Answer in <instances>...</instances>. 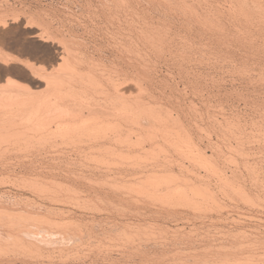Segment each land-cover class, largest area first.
<instances>
[{
    "label": "rangeland",
    "instance_id": "374dc122",
    "mask_svg": "<svg viewBox=\"0 0 264 264\" xmlns=\"http://www.w3.org/2000/svg\"><path fill=\"white\" fill-rule=\"evenodd\" d=\"M4 1H6V0H3V1H1L0 0V5L2 6V8H1V6H0V12L1 13H5L6 12V17H7V15H8V17H7V19H8V24H10V25H7L8 26V28H7V26L6 27H3V26H1L0 27V50L2 49H4V51H8V52H11V53H14V54H17V55H19V56H21L22 57V59L23 58H25L24 60H30L31 62H34L35 64L37 63L40 67H41V65H45V67L46 68H48L49 69V71H48V69H47V71L50 73V75L53 73L54 74V76L52 77V78H49L50 79V82L52 83V81L54 80V81H56V83H58L57 85H61V87H58V89H56L57 87H51V86H57V85H55V84H49L50 82H48V80L46 79V80H44L43 82L42 81H35V79H34V81L33 80H31L30 78L31 77H29L30 75H31V72H30V70L28 69V68H26V65H25V63H14V65L15 66H17V67H19V71L18 70H11V69H9L8 67H9V65L7 66H4L5 64H4V62H2V61H0V92H2V93H0V96L2 97L4 94V96H6L7 94H8V92H6V91H8V90H6V89H9L10 91L9 92H11V90L12 89H10L9 87H10V85H11V88H14V89H17L18 88V86H19V88L18 89H20V90H27V93H29L28 91H30V93H33L32 94V96H30V93L28 94V95H25L26 94V91H25V93H24V91L23 92H21V94H20V91H18V93L19 94H17V92H15V91H13V93H14V95L15 96H17L16 98H14V99H17V100H14L16 103H17V101H18V103H20V104H16V103H14L13 102V100L11 101V102H7V104H11V103H13V104H11V105H9V106H7V105H5L6 107H7V110H9L8 108L9 107H12V108H10V110H12L13 112H10L9 111V113H8V111H6L5 109H6V107L5 108H0L1 109V111H3V112H1L0 111V118H4V117H1V115L3 114V113H5V114H3L4 116L6 115V113H8L7 115H6V117L8 118V120H10V122L13 124V122H14V124H22L21 123V119H20V117L22 118V121L24 120L23 119V116L24 117H26L27 119H34L35 117L36 118H39V116H40V114H41V112H42V110H40V111H38L39 110V108H40V106H39V108H38V106H35V107H30V106H27L28 104H29V102L31 101V100H36V99H43V100H47L48 101V99H51V97H52V99L51 100H49V102H52L53 100V103L55 102V104L54 105H56L58 108H62V110L66 107L65 106V104H67L68 103V98H69V96H68V90L67 89H69L68 87H69V85L70 84H68L69 82H68V78H67V76H62V75H65V71H62V70H65V68H66V63L64 62L65 60H63L62 61V59L60 60H57L56 58H53V60L52 59H49V60H47V61H45L46 59H44L43 58V52L40 50V47H39V45H40V41L37 39V37H33L32 35H31V33H30V31L31 32H33V31H41L42 30V28L40 29V27H34V28H29V27H26V26H24L23 27V25H25V20L26 19H24V17L26 18V16H28L30 13H34V12H36L37 14L39 13L40 15L42 14V13H44V12H46L45 10H47V12L51 15H49V19H50V21H52V22H56V21H54V20H56V18L54 19V17H52V16H54V15H56L55 13H57V10H59V9H68L70 6V8L73 10V11H75L76 12V14L77 13H80L81 12V9H80V2H81V0H74V2L72 1V0H7L8 2V4L10 5L11 4V7L7 4L6 5V2H4ZM20 1V2H19ZM30 1V2H29ZM83 1H85V0H83ZM1 2H2V4H1ZM15 2V3H14ZM25 2V3H24ZM46 2H47V4H46ZM63 2H64V4H63ZM14 3V4H13ZM73 3V4H72ZM79 3V4H78ZM26 4V5H25ZM66 4V5H65ZM75 4H77V5H75ZM6 5V6H5ZM13 5V6H12ZM44 7H43V6ZM63 5V6H62ZM70 5V6H69ZM21 6V7H20ZM42 6V7H41ZM62 6V7H61ZM4 7V8H3ZM8 8L7 10H8V12H7V10L5 9V8ZM14 7V8H13ZM27 9H26V8ZM45 7H47V8H45ZM49 7V8H48ZM51 7H53V8H56V9H54L53 10V8H51ZM10 8H12L11 10H10ZM15 8H17V11L19 10V13L21 14V18L18 20V21H14L13 20V16H14V9ZM22 8H24V10L22 9ZM3 9V10H2ZM5 9V10H4ZM40 9H42V10H40ZM77 9V10H76ZM3 11V12H2ZM15 11H16V9H15ZM51 11V12H50ZM53 12H55V13H53ZM28 14V15H27ZM5 15V14H4ZM22 15H26V16H22ZM12 16V17H11ZM13 21H12V20ZM28 19V18H27ZM48 19V20H49ZM11 21V22H10ZM18 22V23H17ZM21 22V23H20ZM17 24H18V26H17ZM14 25V26H13ZM56 25V24H55ZM14 27V28H13ZM15 27H17V28H15ZM20 28V29H19ZM23 28V29H22ZM28 28V29H27ZM39 28V29H38ZM2 29V30H1ZM12 29V30H11ZM27 29V30H26ZM52 29H54V28H52ZM50 30L51 31V33L53 34V32H55L54 33V42L56 43V45H60L62 42H61V40H62V36H60L58 33H57V31L56 30ZM3 30H5V31H3ZM26 30V31H25ZM2 31V32H1ZM10 33H9V32ZM16 31V32H15ZM28 31H29V33H28ZM53 31V32H52ZM177 31V30H176ZM175 31V29L172 31L173 33H171L170 32V36H174L173 34L175 33V34H177L178 32H176ZM180 32V31H179ZM7 33V34H6ZM10 35H9V34ZM11 33H13V34H11ZM21 33V34H20ZM41 33V35L43 34L42 32H40ZM58 34V36H60L61 37V40H60V42L61 43H59L58 44V42H59V40H58V38H55V36L57 37V34ZM1 35H5L4 37L3 36H1ZM24 35V36H23ZM40 35V36H41ZM181 35V34H180ZM178 36V37H177ZM59 37V38H60ZM180 36H179V34L178 35H176L175 36V40H173L175 43H173V41H172V43H170L171 44V46H169V47H167L168 49H170L171 47H173L174 46V48H172V49H170V52H172V51H175L176 50V48H178L179 47V49H181V45H182V43H180V38H179ZM2 38H4V39H2ZM9 38V39H8ZM264 38V37H263ZM15 39V40H14ZM33 39V40H32ZM35 39H36V41H35ZM57 39V41H55ZM176 39H178V40H176ZM26 40V41H25ZM30 40L31 41H35V43L37 44V48H39V49H36V52H25V48L24 47H26L29 43L28 42H30ZM37 40H38V42H37ZM19 43V44H18ZM177 43V44H176ZM20 44H24V45H20ZM27 44V45H26ZM178 44H181V45H179L178 46ZM2 46H3V48H2ZM22 46H24V47H22ZM61 46H62V44H61ZM175 46H176V48H175ZM19 47V48H18ZM107 48H109V46H107L106 45V47L104 48V53L106 52V57H105V59H104V62H105V64H109V62H110V51L108 52V50H107ZM24 50L23 52L22 51H19V50ZM167 49V50H168ZM110 50V49H109ZM22 52V53H21ZM167 52V55H165V57H167V58H170L169 56H170V52L169 51H166ZM169 52V53H168ZM40 53V54H39ZM41 53H42V55H41ZM177 53V52H176ZM175 53V54H176ZM36 54H38V55H36ZM264 54V53H263ZM27 55V56H26ZM34 56V57H33ZM41 56H42V59H40L41 58ZM109 56V57H108ZM20 57V58H21ZM156 57H158V56H156ZM262 57H264V55L262 56ZM56 59V60H55ZM154 59H156L157 60V58H154ZM153 59V60H154ZM42 60H43V62H42ZM109 60V61H108ZM164 60V59H163ZM162 59H158L157 60V64H156V61L154 60L153 62V64H155V65H159L158 67L159 68H157V69H159L160 70V73L162 74V75H160L159 74V80H161L162 78V80L160 81V82H163V80L166 78V77H168V78H166L164 81H167L168 80V83L169 84H173V82L176 84V85H174L173 84V87L175 88H170V87H167V88H162V89H165L164 91L167 93V96H170L171 95V93H172V95H173V93H174V95H179V97L181 96V100H182V103H183V105H184V107H183V109H184V111L185 112H182V119L181 120H183L182 122H183V124L185 123V125H186V127L188 126V128H186L191 134H192V136L194 137L193 138V144H191L190 143V145H189V142H190V140L191 139H187V140H189L188 142H187V140L186 139H184V140H178V141H175V140H173V141H170V142H167V143H169V145L170 146H168V147H170V148H165V147H167V145L168 144H165L166 142H164V141H161L160 142V147L164 150V148H165V150H169L168 152L170 153H167L165 150V153L167 154V156L166 155H164V153L163 152H161L159 149H157L158 148V146H155V147H153L152 145L150 146V144H145V146H144V148L142 149V147H141V145H139L138 144V142H136V136L135 135H132L133 136V139H132V142H125V140H123V141H120V140H118L117 142H111L110 144L112 145V147H117V148H120V149H122L120 152L122 153V154H119V155H115V156H113V157H107V156H102V158H101V156H97V155H93V156H89V151H90V154L92 153V151H94V149L93 148H90L89 146H88V144H89V142H88V140H87V137L85 136V134L83 133V132H81L82 133V136L80 135L81 133L79 132V130H72V131H75V132H72L71 130H70V132L65 128V127H68V126H64L65 124H67V123H61L63 120L61 119L59 122H58V124L57 125H54V128H53V130H56L57 128V130L56 131H47V132H49V133H47L46 131H44L43 132V130L41 129V126H39L38 127V124H36V123H34V124H26V126H25V124H22L21 126L20 125H16V126H8V127H10V132H9V130H3V128L1 127L0 129V135L3 137H0V160H1V162H0V164H3V166L2 165H0V208H2L3 206L2 205H4V207H3V210L2 209H0V211L2 212H0V223H2V224H0V227H8V226H10V225H12V224H10V225H7V224H9L10 222H12V221H8V220H13V223H14V220H17L18 219V221H20V222H18V221H15V225L14 226H16L15 228L16 229H14L13 230V232L12 233H16V231L18 230L17 228V226H19V225H21V226H23V227H21V226H19V227H21L20 228V231L18 230V233L17 234H14V236H13V234L11 235V236H9V234H3V236H1L0 237V241H2V242H0V248L1 249H3V250H1L0 249V255H2V256H0L1 258H2V261H1V258H0V264H4V263H6V264H10V262L9 261H11V264H38L39 262V264H52L53 262V264H141L140 263V258H141V256H142V258H143V260H145V261H143V260H141V261H143L142 263L143 264H147V263H151V264H153V260H155L156 261V258L157 257H159V258H157V261L158 262H160V261H163V262H166V264H169V262H170V264H177L179 261H180V264H181V262H182V264L184 263V264H192L193 263V260H194V263L193 264H206V262H207V260H208V262H207V264H214V262H215V264L217 263V264H219V263H221V264H232L233 263V261H240V260H242L243 261V263L244 264H249V261H253L252 260V256H253V258L255 259V256H254V254H257V255H260V253L261 254H263V252H264V172H263V170H264V112H262V111H264V59L263 58H261L259 61H255V60H251V64L249 63V66H250V69L252 70L251 72L253 73V75H254V77H253V80H250V81H248L247 79L246 80H244V79H238V78H236V80H235V78H232V79H234V80H232V79H228V78H225L226 80H225V82L223 81L224 79H222V81H221V79L220 80H218V81H216V82H214V83H212V82H209L208 83V85L207 86H205L206 84H204V88L205 87H207L208 88V86L210 87V88H213L214 89V91H215V93L213 94V93H211V94H208V93H206V92H204V93H202V94H199V96L197 95V94H194V92L191 90V89H189V88H187L186 86H184V83H182V79H181V82H180V76H178L177 74H178V67L177 66H179V65H176L175 64V66H173L174 64H171V66H169V65H167V64H162L161 62H164ZM262 60V61H261ZM29 61V62H30ZM53 61V62H52ZM172 60H169V63L171 62ZM252 61H254V62H252ZM261 61V63H259ZM46 64H45V63ZM52 62V63H51ZM108 62V63H107ZM159 62V63H158ZM33 63V64H34ZM49 65H48V64ZM253 63V64H252ZM256 63V64H255ZM34 64V65H35ZM35 65L36 67L38 66V65ZM34 66V67H35ZM39 66L37 67V68H39ZM49 66V67H48ZM64 66V67H63ZM156 66V67H157ZM163 66V67H162ZM255 66V67H254ZM8 69H7V68ZM35 67V68H36ZM174 67H176V68H174ZM6 68V69H5ZM169 70H168V69ZM254 68V69H253ZM256 68V69H255ZM27 69V70H26ZM166 69H167V71H171L172 69H175V70H172L171 72H173L174 73V75L176 76H173V73H169V72H167L166 71ZM7 70V71H6ZM20 70H23L22 72L20 71ZM162 70V71H161ZM253 70H255V71H253ZM260 70V71H259ZM29 71V72H28ZM166 71V72H165ZM8 72H9V74H8ZM64 74H63V73ZM177 72V73H176ZM56 73H57V75H56ZM62 73V74H61ZM164 73V74H163ZM52 74V75H53ZM170 74V75H169ZM259 74V75H258ZM22 75V76H21ZM165 78H164V77ZM260 76V77H259ZM263 76V77H262ZM56 77V78H55ZM160 77H161V79H160ZM172 77V78H171ZM8 78V79H7ZM62 78H64V79H62ZM65 78H67V79H65ZM230 78V77H229ZM261 79V80H260ZM52 80V81H51ZM65 80V81H64ZM67 80V81H66ZM243 82H242V81ZM10 81V82H9ZM13 81V82H12ZM64 81V82H63ZM180 82V84L178 85V83H176V82ZM234 81V82H233ZM239 81V82H238ZM245 81H247V82H245ZM259 81H261V82H259ZM9 82V83H8ZM16 82V83H15ZM22 82V83H21ZM25 82V83H24ZM31 82V83H30ZM61 82H62V84H61ZM17 83H19V84H17ZM21 83V84H20ZM33 83V84H32ZM48 83V84H47ZM165 83V82H164ZM215 83H217V84H215ZM15 84V85H14ZM17 84V85H16ZM32 84V85H31ZM43 84V85H42ZM64 84V86H62ZM68 84V85H67ZM220 84V85H219ZM261 84V85H260ZM7 87H6V86ZM9 85V86H8ZM26 85H27V87H26ZM29 85V86H28ZM49 87V85H51L50 86V90H49V88L47 87V86ZM66 85H67V88H66ZM213 85H215V86H213ZM219 85V86H218ZM13 86V87H12ZM20 86H21V88H20ZM23 86V87H22ZM177 86H179V89L181 90V92L179 93V89H176L177 88ZM184 86V87H183ZM212 86V87H211ZM4 87V88H3ZM29 87H31V88H29ZM63 87V88H62ZM185 87L187 88V89H185ZM216 87H218V88H216ZM220 87V88H219ZM23 88V89H22ZM26 88V89H25ZM30 90H29V89ZM35 88V89H34ZM171 89V93L168 95V93H169V91H170V89ZM55 90V92H54V90ZM63 89H64V91H63ZM167 89V90H166ZM173 89L174 90H176V91H173ZM183 89H185L184 91H183ZM239 89V90H238ZM6 90V91H5ZM32 90V91H31ZM53 92H52V91ZM60 90H62V91H60ZM66 90V91H65ZM178 90V91H177ZM189 90V91H188ZM190 90L192 91V92H190ZM4 91V92H3ZM17 91V90H16ZM51 91V92H50ZM59 91V92H58ZM219 91V92H218ZM36 92H37V94H36ZM46 92H48V93H46ZM61 92V93H60ZM63 92H65V93H63ZM67 92V93H66ZM176 92V93H175ZM225 92V93H224ZM240 92V93H239ZM23 93V94H22ZM40 95H39V94ZM61 94V97H59L60 95L59 94ZM165 93V94H166ZM179 93V94H178ZM206 93V94H205ZM3 94V95H2ZM11 94L12 93H9L8 94V96L10 95L11 96ZM17 94V95H16ZM44 94H46V95H44ZM58 94V95H57ZM62 94H63V96L66 98H64L63 99V96H62ZM66 94H67V96H66ZM182 94V95H181ZM187 94V95H186ZM13 95V94H12ZM13 95V97H15ZM20 95H21V97H20ZM43 95V96H42ZM47 95H48V97H47ZM49 95H51V96H49ZM57 95V96H56ZM189 95V96H188ZM195 95H197L196 97H195ZM207 95H208V97H207ZM209 95H211V96H209ZM218 97H217V96ZM229 95V96H228ZM183 96H185V97H183ZM200 96H201V98H200ZM22 97H24V98H22ZM34 97V98H33ZM37 97H40V98H37ZM42 97V98H41ZM54 97H56V99L54 98ZM191 97V98H190ZM199 97V98H198ZM203 97H204V99H203ZM212 97V98H211ZM221 97V98H220ZM251 97H253V98H251ZM30 99V100H28V99ZM36 98V99H35ZM45 98V99H44ZM54 98V99H53ZM185 100H184V99ZM189 99V100H188ZM200 99V100H199ZM211 99V100H210ZM23 100V101H22ZM57 100V101H56ZM67 100V101H66ZM64 101V102H63ZM185 103H184V102ZM190 101H192L191 102V104H193V105H191L190 104ZM210 101V102H209ZM26 102V104H24ZM57 102V103H56ZM61 102V103H60ZM203 102V103H202ZM217 102V103H216ZM224 102V103H223ZM28 103V104H27ZM52 103V104H53ZM63 103V104H62ZM65 103V104H64ZM196 103V104H195ZM201 103V104H200ZM206 105H205V104ZM216 103V104H215ZM220 103V104H219ZM231 103V104H230ZM247 103V104H246ZM15 104L17 105V107H15ZM24 104V105H23ZM185 104H188V105H185ZM211 106H210V105ZM219 104V105H218ZM18 105H19V107H18ZM25 105H26V107H25ZM63 105V106H62ZM198 105V106H197ZM24 106V107H23ZM187 106H189L187 109L189 110H187L186 109V107ZM193 106V108H190V107H192ZM21 107L22 108H24L23 110L21 109ZM51 107H53L52 105H51ZM195 107V108H194ZM200 107V108H199ZM208 107V108H207ZM215 107V108H214ZM221 107V108H220ZM229 107V108H228ZM17 108V109H16ZM32 108V109H31ZM35 110H34V109ZM156 108V107H155ZM157 108H159V107H157ZM190 108V109H189ZM197 108V109H196ZM207 108V109H206ZM211 110H210V109ZM218 108V109H217ZM4 109V110H3ZM16 109V110H15ZM22 111H21V110ZM29 110L30 109V111H28V113H27V111H26V113L24 112L25 110ZM41 109V108H40ZM60 109H58V110H60ZM191 109H192V111L194 112V113H196V115L193 113V112H191ZM210 111H209V110ZM236 109H238V110H236ZM258 109V110H257ZM19 110L22 112V114H20V112H19ZM31 110L34 112H31ZM160 109H157V112L159 111ZM194 110H200V112L199 111H194ZM36 111H37V113H36ZM188 111V112H187ZM252 111V112H251ZM256 111V112H255ZM18 114H17V113ZM31 114H30V113ZM187 112V113H186ZM190 112V113H189ZM199 112V113H198ZM204 112V113H203ZM10 113L12 114V115H10ZM17 115H16V114ZM24 113V114H23ZM186 113V114H185ZM189 113V114H188ZM203 113V114H202ZM211 113V114H210ZM218 113V114H217ZM16 116H15V115ZM30 114V115H29ZM193 114H194V116H193ZM199 114V115H198ZM241 114V115H240ZM2 115V116H3ZM14 115V116H13ZM18 115H19V118L17 119V117H18ZM23 115V116H22ZM26 115V116H25ZM37 115V116H36ZM184 115H188V116H184ZM197 115H198V117H197ZM202 115V116H201ZM208 115H211V116H208ZM8 116H12V117H8ZM31 116V117H30ZM33 116V117H32ZM186 117V118H184V117ZM195 120V122H197V124H198V122L200 123L199 125H197L196 123H194L193 122V119L191 118V117ZM196 116V117H195ZM201 116V117H200ZM205 116V117H204ZM207 116H208V118H207ZM5 117V119H7ZM29 117V118H28ZM200 117V118H199ZM212 117H214V118H212ZM245 117V118H244ZM10 118V119H9ZM14 120L15 118V121L17 122H15V121H13L12 119ZM184 118V119H183ZM188 118V119H187ZM203 118V119H202ZM261 118V119H260ZM263 118V119H262ZM19 119H20V123L18 122L19 121ZM191 119V120H190ZM201 119V120H200ZM205 119V120H204ZM213 119H215V120H213ZM257 119V120H256ZM204 120V121H203ZM248 120V121H247ZM185 121V122H184ZM208 121H210V122H208ZM216 121H218V122H216ZM222 121V122H221ZM255 121V122H254ZM24 122V121H23ZM190 122H192V123H190ZM254 122V123H253ZM263 122V123H262ZM195 124L196 125V127H195V125L193 126L194 128H191L192 127V125H189V124ZM213 125H212V124ZM220 123V124H219ZM259 123H260V125H259ZM13 124V125H14ZM63 126H61V125ZM201 124H202V127H201ZM208 124V125H207ZM209 124H211V125H209ZM219 124V125H218ZM227 124V125H226ZM2 124H0V126H1ZM8 125V124H7ZM2 126H5V125H2ZM21 129H18V127ZM32 126H34V128L32 127ZM38 128H37V127ZM55 126L57 127V128H55ZM60 126V127H59ZM191 126V127H190ZM215 126V127H214ZM245 126V127H244ZM12 127H16L15 128V130H16V132H15V130L12 128ZM26 127V128H25ZM32 127V128H31ZM35 127H36V129H35ZM62 127V129H60ZM189 127L191 128V129H189ZM212 129H211V128ZM214 127V128H213ZM220 127V128H219ZM29 130H31V129H33V131L31 130V131H29ZM67 131H64V129ZM200 128H202L203 130H201ZM253 128V129H252ZM259 128V129H258ZM22 129H24V130H22ZM26 129V130H25ZM41 129V130H40ZM197 129H198V131H197ZM200 129V130H199ZM210 129V130H209ZM222 129V130H221ZM38 131V132H36V131ZM59 130V131H58ZM205 130V131H204ZM2 131V132H1ZM12 131L14 132V133H12ZM19 131V132H18ZM20 131H21V134L20 135H18L19 133H20ZM22 131H25V132H22ZM36 133H35V132ZM40 131V132H39ZM41 131H42V133H41ZM63 131V132H62ZM200 131H202V132H200ZM208 131H209V133H208ZM220 131V132H219ZM251 131V132H250ZM18 132V133H17ZM31 132V133H30ZM33 132V133H32ZM56 132V133H55ZM63 133V135L62 136H64V137H61L60 135ZM200 132V133H199ZM212 132H214V133H212ZM222 132V133H221ZM224 132V133H223ZM249 132V133H248ZM261 132V133H260ZM27 133H29V134H31V135H29V134H27ZM41 135H40V134ZM51 133L52 134H55L54 136H52L51 135ZM60 133V134H59ZM68 133L69 134H71V135H69L68 136ZM73 133V134H72ZM197 133V134H196ZM241 133V134H240ZM252 133H253V135H252ZM6 134H10V135H6ZM14 134V135H13ZM17 134V135H16ZM24 134H25V138H24ZM37 134V135H36ZM48 134H50V135H48ZM58 134V135H57ZM75 134V135H74ZM78 134V135H77ZM217 134V135H216ZM221 134V135H220ZM5 135V136H4ZM16 135V136H15ZM21 135H22V137H21ZM28 135V136H27ZM34 135V136H33ZM42 135H44V137L46 136V137H48V138H46L48 141H49V145H48V141L45 139V138H43V136ZM67 135V136H66ZM74 137H73V136ZM220 135V136H219ZM248 135H249V137H248ZM29 136H33L34 138H32V137H29ZM36 136V137H35ZM39 136V137H38ZM49 136H51L50 138H49ZM59 136V137H58ZM70 136H72V138L70 137ZM84 136V137H83ZM201 138H200V137ZM225 136V137H224ZM5 137L7 138L8 137V139L9 140H7V139H5ZM12 137H14L13 139H12ZM20 137V138H19ZM28 137V138H27ZM40 137H42V138H40ZM66 137V138H65ZM69 137V138H68ZM76 137V138H75ZM82 137V138H81ZM198 137V138H197ZM16 138H18V140H16ZM36 138H40L39 140L38 139H36ZM63 138V139H62ZM85 138V139H84ZM4 141H3V140ZM10 139H12L11 141H10ZM24 139V141H21V140H23ZM29 139V140H28ZM32 139V140H31ZM42 139V140H41ZM45 139V140H44ZM73 139H75V141H73ZM79 139L82 141V139H83V141L81 142V141H79ZM207 139H208V141H207ZM25 140H27V141H25ZM85 140V141H84ZM223 140V141H222ZM17 143V142H20V143H17V144H14L15 142ZM37 141V142H36ZM42 141H44L43 143H42ZM70 141V142H69ZM110 141V140H109ZM109 141H106V143H108ZM174 141L177 143V145H179V146H182L183 148H184V150H183V148H179V146H178V148L179 149H177V145H176V143H174ZM183 141V142H182ZM192 141V140H191ZM212 141V142H211ZM9 142V143H8ZM12 142H14V143H12ZM21 142L23 143V144H21ZM27 142V143H26ZM47 142V143H46ZM59 142V143H58ZM73 142V143H72ZM77 142V143H76ZM83 142H85V143H83ZM135 142V143H134ZM164 142V143H163ZM173 144H172V143ZM182 143V145H181V143ZM186 142V143H185ZM206 142V143H205ZM210 142V143H209ZM214 142H216V143H214ZM2 143V144H1ZM34 143V144H33ZM41 143V144H40ZM46 143V144H45ZM52 143V144H51ZM75 143V144H74ZM78 143H81V144H79L78 145ZM132 144V145H130V144ZM180 143V144H179ZM197 143V144H196ZM11 144H14V145H11ZM60 144V145H59ZM66 144V145H65ZM72 146H74V147H72ZM87 144V145H86ZM128 144V145H127ZM138 144V145H137ZM187 144V145H186ZM200 144V145H199ZM207 144V145H206ZM213 144V145H212ZM221 144V145H220ZM5 145V146H4ZM11 145V146H10ZM20 145V146H19ZM34 145V146H33ZM37 145H39V146H37ZM46 145V146H45ZM56 145H58V146H56ZM68 145V146H67ZM81 145V146H80ZM84 145H86L85 146V148H84ZM90 145V144H89ZM149 145V146H148ZM166 145V146H165ZM173 145H175V146H173ZM192 145V146H191ZM193 145H196V147H200L199 149H200V152H201V154H200V152H197L198 150H195L194 149V151H193V149H191V148H193ZM218 145V146H217ZM63 146V147H62ZM65 146V147H64ZM75 146H77V147H75ZM78 146H79V148H78ZM87 146L90 148H87ZM140 146V147H139ZM164 148H163V147ZM190 146V147H189ZM205 146V147H204ZM211 146H213V147H211ZM37 147V148H36ZM47 147V148H46ZM57 147V148H56ZM61 147V148H60ZM71 147H72V149H71ZM83 147V148H82ZM138 147H139V149H138ZM175 147V149H173V148ZM6 148V149H5ZM15 148V149H14ZM53 148V150H51ZM70 148V149H69ZM75 148V149H74ZM77 148V149H76ZM87 148V149H86ZM135 148V149H134ZM147 149V150H144V149ZM149 148V149H148ZM260 148V149H259ZM7 149H9V150H7ZM23 149V150H22ZM37 149V150H36ZM60 149H62V150H60ZM83 149V150H82ZM88 151H86V150ZM129 150V152H127V151H125V150ZM133 149V150H132ZM144 150V152H142V154H141V152H140V150ZM220 149V150H219ZM60 150V151H59ZM64 150V151H63ZM67 150V151H66ZM70 150V151H69ZM71 150H72V152H71ZM78 150H80L79 152H78ZM134 150L135 151H137V152H134ZM192 151V153L193 152H196V153H199V154H197V156H194L193 157V155L191 156V157H189V158H187L188 156H185L187 153V151ZM207 150V151H206ZM257 150V151H256ZM5 151H7V152H5ZM45 151H46V153H45ZM61 152V153H66V152H68L67 154H69V152H71L70 154H69V157L68 156H66V159H65V156H61L60 158H62L61 160H59L60 158L58 157V156H56L57 154H59V153H57V152ZM75 151H77V152H75ZM131 151V152H130ZM133 151V152H132ZM176 151V152H175ZM181 151H186L185 153H184V156H183V152H181ZM189 151V152H190ZM217 151V152H216ZM13 152V153H12ZM15 152V153H14ZM25 152V153H24ZM28 152H30V153H28ZM43 152V153H42ZM47 152H48V154H47ZM54 152H56L57 154H55ZM83 153V154H81V153ZM86 152V153H85ZM140 152V153H139ZM171 152H172V154H171ZM175 152V153H174ZM177 152H181V153H177ZM189 152H188V154H189ZM219 152V153H218ZM3 153H7V154H4L3 155ZM12 155H11V154ZM20 153V154H19ZM34 153V154H33ZM52 153L54 154V155H52ZM74 153H80L78 156L75 154V156H74ZM88 153V154H87ZM138 153L139 154H141V155H143V156H141V155H138ZM174 153V154H173ZM176 153H177V155H176ZM218 153V154H217ZM249 153V154H248ZM263 153V154H262ZM37 154V155H36ZM41 154H42V156H41ZM44 154H46V155H44ZM73 154V155H72ZM84 154H86L87 155V158L88 157H90L89 159H87V160H89V161H87L86 159H85V157H86V155H84ZM169 154V155H168ZM180 154H181V156H180ZM194 154V153H193ZM210 154V155H209ZM258 154H260V155H258ZM8 155V156H7ZM9 155H10V157H9ZM15 155V156H14ZM40 155V156H39ZM48 155V156H47ZM82 155V156H81ZM171 155H173V157L171 156ZM175 155V156H174ZM180 157H179V156ZM190 155V154H189ZM204 157H202V156ZM2 156V157H1ZM6 156V157H5ZM30 156V157H29ZM34 156H37V157H34ZM71 156H74L73 158L75 159V161H77V163H79V164H76V162H74V160H73V158L71 157ZM208 158H207V157ZM211 156V157H210ZM219 156V157H218ZM221 156V157H220ZM257 156V157H256ZM263 156V157H262ZM4 157V158H3ZM28 157V158H27ZM49 157V158H48ZM71 157V158H70ZM80 159H84L83 161L82 160H79L78 158ZM83 157V158H82ZM94 159H93V158ZM99 157V158H98ZM168 157H170V159L171 158H175V160H173V159H167V161H169V163L167 162H164L165 160H166V158H168ZM213 157V158H212ZM6 158V159H5ZM19 158H21V159H19ZM31 158V159H30ZM44 158H46V159H44ZM55 158H57V160L55 161V162H58L57 164L55 163V162H52ZM95 158H97L96 160H95ZM4 159V162L2 161ZM38 159V160H37ZM52 159V160H51ZM68 159V160H67ZM71 159V160H70ZM90 159H92L91 161H90ZM180 159V160H179ZM209 159V160H208ZM257 159V160H256ZM5 160H7V161H5ZM18 160H20V161H18ZM24 162H22V161ZM24 160H26V161H24ZM32 160V161H31ZM41 160V162H39ZM49 160V161H48ZM59 160V161H58ZM62 160H64V162L62 161ZM69 162L70 161V164L69 163H67V161ZM147 162H146V161ZM174 162H173V161ZM182 160H183V162H182ZM184 160H185V162H184ZM193 160V161H192ZM214 160V161H213ZM217 160V161H216ZM226 160V161H225ZM247 160V161H246ZM14 161V162H13ZM33 161H35V162H33ZM43 161H45V163L43 162ZM61 161V162H60ZM80 161V162H79ZM82 161V162H81ZM87 161V162H86ZM97 161V162H96ZM100 161V162H99ZM149 161V162H148ZM159 161V162H158ZM176 161V162H175ZM180 161V162H179ZM211 161V162H210ZM228 161H230V162H228ZM9 162V163H8ZM17 162V163H16ZM25 162H26V165H25ZM29 162V163H28ZM30 162H31V164H30ZM39 162V163H38ZM43 162V163H42ZM49 162V163H48ZM51 162V163H50ZM60 162V163H59ZM63 162V163H62ZM67 164H69V165H67ZM71 162H73V163H71ZM85 162V163H84ZM92 162V163H91ZM142 162V163H141ZM170 162H172V164L170 163ZM179 162V163H178ZM194 162V163H193ZM237 162V163H236ZM6 163H7V165H8V167H7V165H6ZM10 163H11V165H13V167L10 165ZM42 163V164H41ZM74 163H75V166H74ZM135 163V164H134ZM145 163H147L148 164V166L145 164ZM157 163V164H156ZM174 163H176V164H174ZM197 163H199V164H197ZM202 163V164H201ZM205 163V164H204ZM212 163H216V164H212ZM225 163V164H224ZM16 164V165H15ZM23 164V165H22ZM27 164H30V165H27ZM33 164V165H32ZM34 164H37V165H35L34 166ZM58 164H59V166H58ZM64 164H66V165H64ZM89 164V165H88ZM95 164L97 165V166H95ZM132 164V165H131ZM138 164H140V166H137ZM141 164L144 166V168L141 166ZM145 164V165H144ZM165 166H164V165ZM242 164V165H241ZM257 164L259 165V166H257ZM261 164V165H260ZM22 165V166H21ZM25 165V166H24ZM32 165V166H31ZM41 165H43V167L41 166ZM48 165V166H47ZM51 165V169H54L55 168V172H54V170H50V166ZM82 165H84V167H86L87 165H88V167L87 168H84L83 166V168L81 167ZM135 165V166H134ZM156 165H158V166H156ZM163 165V166H162ZM166 165H169L168 167L166 166ZM171 165V166H170ZM177 165V166H176ZM208 165V166H207ZM228 165V166H227ZM237 165H239V167L237 166ZM247 165V166H246ZM4 166H6V167H4ZM10 166V167H9ZM14 166H15V169H14ZM39 166V167H38ZM41 166V167H40ZM47 166V168L48 169H45V167ZM54 166H58V167H54ZM60 166H62V167H60ZM64 166H67V167H64ZM83 169L82 170V172H80L81 171V169H79L80 167ZM91 168H90V167ZM102 166V167H101ZM130 166V167H129ZM138 168H137V167ZM145 166H147V167H145ZM162 167V168H159V167ZM174 166V167H173ZM195 166V167H194ZM221 166H223V167H221ZM252 166V167H251ZM2 167H4L3 169H2ZM22 167V168H21ZM27 167H30V168H27ZM35 167H37L36 169H35ZM60 167V168H59ZM75 168V169H77L76 171H75V169H74V171L76 172H74V171H72V169L71 168ZM93 167H95L96 168V172L93 170ZM98 167V168H97ZM102 169H101V168ZM133 167V168H132ZM140 167H142V169H144V170H141V169H139ZM164 167V168H163ZM171 167V168H170ZM203 167H205V168H203ZM232 167H233V169H232ZM254 167V168H253ZM260 167V168H259ZM261 167H263V168H261ZM26 168V169H25ZM39 168H41V169H39ZM42 168H44V169H42ZM56 168H58L57 170L59 171V173H57L58 171L56 170ZM91 169V173L88 171L89 169ZM130 168V169H129ZM147 168V169H146ZM157 168H159V169H157ZM193 168V169H192ZM213 168V169H212ZM218 168V169H217ZM250 168V169H249ZM251 168H253V169H251ZM12 171H11V170ZM66 170V169H68V170H66V171H64V170ZM97 169H99V170H97ZM101 169V170H100ZM105 169V170H104ZM163 169V170H162ZM173 169V170H172ZM195 169V170H194ZM205 169H207V170H205ZM220 169H221V171H220ZM262 169V170H261ZM15 170V171H14ZM23 170H26V172L25 171H23ZM32 170V171H31ZM35 170H37V171H35ZM41 170L43 171V174H42V172H41ZM44 170H45V172H44ZM48 172H50V173H48ZM87 170L88 171V173H87V171L85 172V171ZM95 172H93V171ZM107 170V171H106ZM137 170H139V171H137ZM142 171V174H141V171ZM161 170V171H160ZM172 170V171H171ZM189 170V171H188ZM192 170V171H191ZM194 170V171H193ZM198 170V171H197ZM2 171H4V172H2ZM5 171H7V172H5ZM9 171V172H8ZM31 171V172H30ZM34 171V172H33ZM52 171L55 173H52ZM57 171V172H56ZM63 171V172H62ZM78 171V172H77ZM134 171V172H133ZM143 171H144V173H143ZM169 171V172H168ZM177 173H176V172ZM193 172V173H191V172ZM29 172V173H28ZM36 172H40V174H42L41 176L43 177H41L40 175H39V173H36ZM64 172H66L65 174H63ZM68 172H69V177H68ZM71 172V173H70ZM80 172V173H79ZM83 172H85L84 174H83ZM103 172V173H102ZM159 172H160V174H159ZM175 172V173H174ZM225 172V173H224ZM227 172V173H226ZM73 173H74V175H73ZM78 173V175H79V177H78V175H76V177H78V179L79 178H82V180H78L76 177H75V174H77ZM97 173V174H96ZM126 173V174H125ZM146 173H148V175L146 174ZM162 173V174H161ZM163 173H165V174H163ZM178 173H180V174H178ZM182 173H183V175H182ZM199 173V174H198ZM215 173V174H214ZM217 173V174H216ZM222 173V174H221ZM231 173V174H230ZM238 173V174H237ZM6 174H7V176H6ZM21 174V175H20ZM36 174H37V176H36ZM90 174V175H89ZM135 174H136V176H135ZM170 174V175H169ZM187 174H189V175H187ZM202 174V175H201ZM219 174V175H218ZM229 176H228V175ZM235 174L237 175V176H235ZM240 174V175H239ZM29 175V176H28ZM58 175V176H57ZM71 175V176H70ZM82 175V176H81ZM138 175H140V176H138ZM154 175V176H153ZM168 176V178L166 177V176ZM242 175V176H241ZM249 175V176H248ZM4 176V177H3ZM24 176V177H23ZM84 176V177H83ZM87 176V177H86ZM126 176V177H125ZM143 176V177H142ZM148 178H147V177ZM156 176V177H155ZM162 176V177H161ZM164 176V177H163ZM181 176H183V177H181ZM234 176V177H233ZM239 176V177H238ZM253 176V177H252ZM30 177V178H29ZM49 177V178H48ZM57 177V178H56ZM66 177H68V178H66ZM70 177H72L71 179H70ZM77 179H75V178ZM95 177V178H94ZM146 177V178H145ZM152 177H154V178H152ZM172 178V177H174V178H172L171 180H170V178ZM175 177H176V179H175ZM179 177V178H178ZM181 177V178H180ZM186 177V178H185ZM188 177H190V178H188ZM243 177H245V178H243ZM248 177V178H247ZM3 178V179H2ZM29 178V179H28ZM39 178H41V179H39ZM52 178V179H51ZM84 178V179H83ZM90 178V179H89ZM97 178V179H96ZM149 178H151V179H149ZM164 178V179H163ZM178 178V179H177ZM187 178H188V180H187ZM191 178H193V179H191ZM201 178V179H200ZM225 178V179H224ZM228 178V179H227ZM230 178V179H229ZM255 178V179H254ZM263 178V179H262ZM11 179V180H10ZM31 179H33V180H31ZM38 179V180H37ZM67 179V180H66ZM76 181H75V180ZM124 179V180H123ZM126 179V180H125ZM143 179V180H142ZM159 180L160 182H158L157 180ZM163 181H162V180ZM167 180L166 182L164 181V180ZM180 179V180H179ZM182 179V180H181ZM189 179H190V181H189ZM200 179V180H199ZM236 179H237V181H236ZM239 179V180H238ZM243 179V180H242ZM254 179V180H253ZM262 179V180H261ZM15 180V181H14ZM57 180V181H56ZM75 182H74V181ZM88 180V181H87ZM91 180V181H90ZM116 182H115V181ZM129 180V181H128ZM144 180H147V181H145V182H150V183H152V184H149V183H144L143 181ZM151 180L153 181L154 180V182H151ZM173 180H174V182H173ZM175 180H176V182H175ZM221 180H224L225 181V184H224V182L223 181H221ZM248 180H250V181H248ZM259 180V181H258ZM32 181V182H31ZM36 181V182H35ZM46 181H49V182H46ZM52 181H54V183L52 182ZM61 183V184H59V182ZM70 181V182H69ZM77 181H79V182H77ZM81 181V182H80ZM124 181V182H123ZM140 181H142V182H140ZM163 182V184L165 185L166 184V187H167V182H169V181H172V182H170L169 183V185H168V188H166L163 184H161L160 185V183H162ZM181 182V184H180V182ZM188 183H187V182ZM195 181V182H194ZM205 181V182H204ZM207 181V182H206ZM212 181V182H211ZM233 181V182H232ZM236 181V182H235ZM254 181H256V182H254ZM263 182V185H262V182ZM8 182V183H7ZM39 182V183H38ZM43 182V183H42ZM101 182H102V184H101ZM127 182V183H126ZM132 182H133V185H132ZM156 182V183H155ZM158 182V183H157ZM186 182V183H185ZM226 182H228V183H226ZM239 182H240V184H239ZM245 182V183H244ZM247 182V183H246ZM35 183V184H34ZM51 183H53V184H51ZM65 183V184H64ZM74 183V184H73ZM78 183V184H77ZM93 183V184H92ZM108 183V184H107ZM154 183V184H153ZM172 183V184H171ZM175 183H177L176 185H175ZM178 183H179V185H178ZM184 183V184H183ZM198 183L200 184V185H198ZM206 183V184H205ZM222 183V184H221ZM230 183V184H229ZM236 183V184H235ZM241 186L240 188H239V185ZM39 184V185H38ZM98 184V185H97ZM100 184V185H99ZM141 184V185H140ZM157 184V185H156ZM159 184V185H158ZM205 184V185H204ZM218 184V185H217ZM226 184H229V186L228 185H226ZM260 185V187H258L259 185ZM30 185H32V186H30ZM66 187H65V186ZM69 185V186H68ZM87 185V186H86ZM102 185V186H101ZM105 185V186H104ZM120 185V186H119ZM129 185V186H128ZM139 186V188L137 187V186ZM163 185V186H162ZM182 185V186H181ZM218 187H217V186ZM221 185H223L224 187H228V188H225V189H223L222 190V188H224L223 186H222V188H219ZM231 185V186H230ZM233 185H234V187L236 186V188H234L233 187ZM246 185V186H245ZM80 186V187H79ZM99 186V187H98ZM110 186H112L111 188H110ZM162 186V187H161ZM202 187V188H200V187ZM205 186V188L204 189H207L206 191L207 192H205V190L203 189V187ZM206 186H208L207 188H206ZM211 186V187H210ZM214 186V187H213ZM243 186H245V187H243ZM29 189H28V188ZM31 187V188H30ZM131 187H133V188H131ZM142 187V188H141ZM147 187L148 188H151V190L150 189H147ZM159 187V188H158ZM184 187H185V189H184ZM195 188V187H198V189L197 188H195L196 190L194 191V189L193 188ZM230 187V188H229ZM46 188H48V189H46ZM62 188H63V190H62ZM65 188V189H64ZM68 188V189H67ZM101 188V189H100ZM107 188V189H106ZM156 189V188H158V190H155L156 192L157 191H159L158 193H156L153 189ZM161 188V189H160ZM182 188V190H180ZM187 188V189H186ZM234 188V189H233ZM246 188H247V190H246ZM252 190H250V189ZM31 189V190H30ZM52 189V190H51ZM74 189V190H73ZM77 189H79V190H77ZM83 189V190H82ZM97 189V190H96ZM103 189H105V190H103ZM110 189V190H109ZM118 189H120L119 191H121V192H118L117 190ZM127 189V190H126ZM145 189V190H144ZM147 189V190H146ZM169 189H171V190H169ZM178 189L180 190V191H184V190H186V194H187V199H189V202H188V200H186V194L184 193V194H182V195H184V197H182V196H171V195H169V194H171L173 191H177L178 192ZM184 189V190H183ZM192 189H193V191H192ZM201 189H203L204 190V193L205 194H203L202 192V190ZM219 190L218 192H217V190ZM241 189H243V190H241ZM38 190V191H37ZM42 190V191H41ZM45 190V191H44ZM49 190L51 191V192H49ZM54 190L56 191V192H54ZM91 190V191H90ZM104 192H103V191ZM109 190V191H108ZM116 190V191H115ZM126 190V191H125ZM141 190H144L145 192H147L148 190V192H151L150 194L147 192L146 194H145V192L143 191V192H140ZM173 190V191H172ZM189 190V191H188ZM200 190H201V192H200ZM213 190V192H211V193H209L210 195L208 196L207 194H208V192L209 191H212ZM231 192H230V191ZM239 192H238V191ZM7 193H6V192ZM41 191V192H40ZM70 193H69V192ZM77 191V192H76ZM80 191V192H79ZM82 191V192H81ZM101 191V192H100ZM115 191V192H114ZM160 191H161V193H160ZM172 191V192H171ZM200 193H199V192ZM230 192V195H229V192ZM235 191H236V193H235ZM58 192H60V193H58ZM73 192V193H72ZM78 193V194H75V193ZM97 194H99V195H96V193ZM103 192V193H102ZM109 192H110V195H109ZM116 192H117V194H116ZM138 192H140L141 193V197H140V195H138L139 193ZM153 192H155V193H153ZM164 192H166V193H164ZM169 194H168V193ZM189 192V193H188ZM196 192V193H195ZM197 192L199 193V194H197ZM217 192V193H216ZM222 192V193H221ZM232 192H234V193H232ZM48 193V194H47ZM52 193V194H51ZM66 193V194H65ZM69 193V194H68ZM83 193V194H82ZM85 193V194H84ZM100 193H102V194H100ZM106 193H107V195H106ZM118 193H120V194H118ZM162 193H164V194H162ZM183 193V192H182ZM212 193H213V195H212ZM224 193H225V195H224ZM240 193H242V194H240ZM244 193V194H243ZM247 193V194H246ZM248 193H250V194H248ZM17 194V195H16ZM57 196H56V195ZM63 194V195H62ZM75 194V195H74ZM80 194H81V196H80ZM131 194H133V195H131ZM153 194H155L157 197H155V195H153ZM163 195V196H161V195ZM193 194V195H192ZM200 194H203L204 196L205 195H207V196H205V197H202L203 195H201L200 196ZM233 194V195H232ZM234 194H235V196H234ZM239 194V195H238ZM256 194H258V195H256ZM21 195V196H20ZM52 195V196H51ZM69 195V196H68ZM70 195H72V196H70ZM77 195H79V196H77ZM112 195V196H111ZM118 195L120 196V198L118 197ZM138 195V196H137ZM142 195H144V197L142 196ZM150 195V196H149ZM160 195V196H159ZM165 195H167V196H165ZM190 195V196H189ZM192 195V196H191ZM195 195H197V196H195ZM212 195V196H211ZM215 195V196H214ZM223 195H224V197H223ZM229 195V196H228ZM244 197H243V196ZM248 195V196H247ZM251 195V196H250ZM29 196V197H28ZM44 196V197H43ZM50 196V197H49ZM59 196H61L62 198L64 197V199H62L61 197H59ZM68 198H67V197ZM124 196H126V197H124ZM132 196V197H131ZM135 196V197H134ZM145 196H148V197H145ZM158 196H159V199H158ZM169 196H171V197H169ZM216 196H218L219 198H217ZM232 196V197H231ZM247 196V197H246ZM256 196V197H255ZM7 197V198H6ZM23 197V198H22ZM30 198L29 200H31V202H33V203H31L29 200H28V198ZM42 197V198H41ZM45 197H47V198H45ZM54 199H52V198ZM69 197H71V198H69ZM104 197V198H103ZM108 197V198H107ZM123 197V198H122ZM128 197V198H127ZM136 197H137V199H136ZM152 197H154V198H152ZM162 197L163 198H165V199H162ZM172 197H174V198H172ZM194 197V198H193ZM199 197V198H198ZM210 197V198H209ZM214 197L217 199H214ZM237 197V198H236ZM242 197V198H241ZM2 198H4L3 200H1ZM9 198V199H8ZM17 198V199H16ZM21 200H20V199ZM50 198V200H48ZM56 198H58V199H56ZM68 199V200H66V199ZM75 198H76V200H75ZM79 198V199H78ZM123 200H122V199ZM132 200H131V199ZM147 198V199H146ZM152 198V199H151ZM170 198H172V200H170ZM177 198V199H176ZM185 198V199H184ZM190 198H193V199H195V200H193V199H190ZM207 198V199H206ZM246 198V199H245ZM249 198H250V201H248L249 200ZM257 198V199H256ZM259 198V199H258ZM33 199V200H32ZM44 199V200H43ZM48 201H47V200ZM70 199V200H69ZM72 199V200H71ZM103 201H102V200ZM130 199V200H129ZM133 199H135V201H133ZM145 199V200H144ZM174 199V200H173ZM211 199H213V200H211ZM223 199V200H222ZM240 199V200H239ZM252 199V200H251ZM13 200V201H12ZM15 200H17V201H15ZM20 200V201H19ZM56 200V201H55ZM74 200V201H73ZM80 200V201H79ZM81 200H84V201H81ZM86 200V201H85ZM97 200H99L98 202H97ZM100 200H101V202H100ZM110 201V203H108L109 201ZM125 200V201H124ZM127 200V201H126ZM149 200V201H148ZM151 200V201H150ZM157 200H163V201H157ZM167 202H166V201ZM171 202H170V201ZM197 200V201H196ZM203 200V201H202ZM220 200V201H219ZM235 200V201H234ZM237 200V201H236ZM243 200V201H242ZM245 200V201H244ZM37 201V202H36ZM55 201V202H54ZM64 201V202H63ZM67 201V202H66ZM70 201V202H69ZM73 201V202H72ZM75 201H77V202H75ZM90 201V202H89ZM108 201V202H107ZM153 201L155 202V203H153ZM168 201H169V203L171 204H169L168 203ZM175 201V202H174ZM177 201V202H176ZM179 201V202H178ZM184 201H186V202H184ZM191 201H194L193 203L191 202ZM198 201H199V203H198ZM202 201V202H201ZM205 201V202H204ZM209 201V202H208ZM218 201V202H217ZM227 201V202H226ZM233 201V202H232ZM242 201V202H241ZM253 201V202H252ZM27 202V203H26ZM29 202V203H28ZM41 202H42V204H45V205H41ZM57 202V203H56ZM58 202H60V203H58ZM84 202H85V205H84V207H83V205L82 204H84ZM88 202V203H87ZM97 204H96V203ZM103 202V203H102ZM105 202V203H104ZM116 204H115V203ZM119 202V203H118ZM128 202V203H127ZM129 202H130V204H129ZM133 202H135L134 204H133ZM143 203V204H139V205H137V203ZM145 202V203H144ZM147 202V203H146ZM191 202V203H190ZM200 202H201V204H200ZM217 202V203H216ZM221 202V203H220ZM256 204H255V203ZM1 203H4V204H1ZM19 203V204H18ZM21 203V204H20ZM69 203V204H68ZM74 203H76V204H74ZM82 203V204H81ZM111 203H113V204H111ZM164 203V205H160V204H163ZM184 203H186V204H184ZM189 203V204H188ZM194 203H197L199 206H197V204H194ZM206 203V204H205ZM245 203V204H244ZM259 203H260V205H261V207H260V205H259ZM16 204V205H15ZM27 204H29V206H27ZM32 204H34V205H32ZM39 204V205H38ZM81 204V205H80ZM89 204V205H88ZM91 204V205H90ZM96 204V205H95ZM108 204H109V206H108ZM114 204H115V206H114ZM136 204V205H135ZM149 204V205H148ZM176 204H177V206H176ZM180 204V205H179ZM205 204V205H204ZM230 204V205H229ZM247 204V205H246ZM7 205V206H6ZM13 205V206H12ZM21 205V206H20ZM37 205V206H36ZM74 205V206H73ZM79 207H81V208H79ZM102 205V206H101ZM107 205V206H106ZM126 205V206H125ZM130 205H133V206H130ZM135 205V206H134ZM156 207H155V206ZM182 205H183V208H182ZM186 205V206H185ZM189 205V206H188ZM217 205V206H216ZM232 205V206H231ZM252 206V208H251V206ZM263 205V206H262ZM15 206V207H14ZM17 206H19L18 208H17ZM25 206V207H24ZM51 206V207H50ZM88 208V206H89V208L87 209L86 207ZM95 206H99V207H96V208H94ZM105 206V207H104ZM114 206V207H113ZM122 206V207H121ZM124 206V207H123ZM147 206H149V207H147ZM160 207V208H158V207ZM165 206V207H164ZM170 208H172V207H174L175 208V210L172 208V209H170ZM172 206V207H171ZM191 206V207H190ZM193 206V207H192ZM228 206V207H227ZM230 206V207H229ZM234 206V207H233ZM238 206V207H237ZM242 206V207H241ZM255 206H257V207H255ZM40 207V208H39ZM44 207V208H43ZM46 207V208H45ZM103 207V209H102V211H101V208ZM107 207V208H106ZM116 207V208H115ZM117 207H119V210H118V208ZM121 207V208H120ZM137 209H136V208ZM168 207V208H167ZM185 207V208H184ZM208 207V208H207ZM13 208V209H12ZM17 208V209H16ZM28 208H30V209H28ZM84 208H86V210L84 209ZM93 208V209H92ZM124 208V209H123ZM125 208H127V209H125ZM140 208V209H139ZM164 210H163V209ZM165 208H167L166 210H165ZM192 208H193V210H192ZM195 208H197V209H195ZM202 208V209H201ZM228 208V209H227ZM232 208V209H231ZM259 208V209H258ZM8 209V210H7ZM24 209V210H23ZM91 209V210H90ZM106 209V210H105ZM114 209V210H113ZM123 209V210H122ZM144 209V210H143ZM150 209L152 210L153 209V212H151L150 211ZM155 209H161V210H163V211H158V215H159V213L160 212H163V216H161V213H160V215H159V217L160 218H162V219H160L156 214L157 213H155L156 212V210ZM183 209V214H182V212H181V210ZM200 209V210H199ZM243 209V210H242ZM5 210H6V212H7V215H6V212H5ZM20 210H22L21 212H19ZM34 210V211H33ZM36 210V211H35ZM53 210H54V213H53ZM61 212H60V211ZM65 210V212H62V211H64ZM67 210V211H66ZM93 210V211H92ZM97 210H98V212H97ZM99 210H100V213H99ZM108 210V211H107ZM110 210V211H109ZM122 210V211H121ZM126 210H128V211H126ZM134 210V211H133ZM135 210H141V211H135ZM150 212H149V211ZM154 210H155V212H154ZM172 210H174V212L172 211V214H174V215H172L171 214V211ZM202 210H204V211H202ZM229 210H231V211H229ZM248 210V211H247ZM4 211V212H3ZM25 211V212H24ZM28 211V212H27ZM32 211V212H31ZM42 211V212H41ZM51 211V212H50ZM70 213H69V212ZM165 211V212H164ZM168 211H170V213L168 212ZM186 211L187 212H189L188 214L189 215H187V213H186ZM196 212V214H195V212ZM199 211V212H198ZM220 211V212H219ZM257 211V212H256ZM37 212V213H36ZM44 212V213H43ZM58 212V213H57ZM113 212V213H112ZM122 212V213H121ZM135 212V213H134ZM144 212H146V213H144ZM149 212V213H148ZM169 214H168V213ZM176 212H177V215H176ZM179 212H180V214H179ZM193 214H192V213ZM200 212H201V214H200ZM207 212V213H206ZM13 213V214H12ZM29 213H32L31 214V216H29L28 214ZM48 213V214H47ZM52 213V214H51ZM57 214V216H56V214ZM66 213V214H65ZM119 213V214H118ZM137 213V214H136ZM139 213H143L142 215L140 214L139 215ZM167 213V214H166ZM230 213V214H229ZM259 213H261V214H259ZM9 214V215H8ZM27 215V216H21V215ZM34 214L36 215V216H34ZM39 214H41V215H43L44 216V218L43 217H41V216H38ZM51 216H50V215ZM78 214V215H77ZM81 214V215H80ZM92 216H91V215ZM125 214V215H124ZM147 214H148V216H147ZM152 214H154V215H152ZM167 215V217L169 218L168 220H167V217H165L166 215ZM179 214V215H178ZM192 214V215H191ZM225 214H227V215H225ZM263 214V215H262ZM2 215V216H1ZM6 215V216H5ZM10 215H12V216H10ZM18 215H20V216H18ZM53 215V216H52ZM60 215H62V218H61V216ZM63 215H65L64 217H63ZM70 215V216H69ZM133 215V216H132ZM143 215H144V217H143ZM175 215H176V219L175 218H173V217H175ZM242 215V216H241ZM250 215V216H249ZM3 216H5V217H3ZM40 217V219L39 218H36V217ZM49 217V219L50 220H48V218H46V217ZM59 216V217H58ZM73 216V217H72ZM89 216V217H88ZM101 216V217H100ZM148 218H147V217ZM152 216V217H151ZM154 216V217H153ZM155 216H157V218H155ZM171 218H170V217ZM188 217V218H186V217ZM193 218H192V217ZM196 216V217H195ZM230 216V217H229ZM255 216V217H254ZM257 216V217H256ZM10 217H12L11 219H10ZM17 217V218H16ZM19 217V218H18ZM21 217H23L22 219H21ZM25 217V218H24ZM72 217V218H71ZM99 217V218H98ZM112 217V218H111ZM139 217V218H138ZM180 219H179V218ZM208 217V218H207ZM218 217V218H217ZM4 218V219H3ZM26 218H28V219H26ZM42 218V219H41ZM54 218V219H53ZM67 218H69V219H67ZM81 218V219H80ZM92 218V219H91ZM103 218V219H102ZM111 218V219H110ZM164 218V219H163ZM174 220H173V219ZM177 218H178V220H177ZM207 218V219H206ZM233 218V219H232ZM7 219V220H6ZM35 219H36V221L37 222H34L35 221ZM39 219V220H38ZM58 219V220H57ZM61 219V220H60ZM64 219H66V221H67V224H65L66 223V221L64 220ZM79 219H80V222H79ZM183 219V220H182ZM187 219V220H186ZM195 219V220H194ZM229 219V220H228ZM26 220V222H22V221H25ZM31 220V221H30ZM44 220V222H42ZM45 220H47V221H49L48 223L50 224L51 222L50 221H54L55 223L57 222V224H58V222H62L64 225V227L62 226V224L61 223H59V225L57 226L54 222H52L51 224L53 225V226H51V225H48V224H44L45 223ZM60 220V221H59ZM69 220V221H68ZM72 220H73V224H75V225H72ZM89 220V221H88ZM93 220V221H92ZM97 220H99L98 222H97ZM108 221V224H107V221ZM112 220H114L113 222H111ZM172 220V221H171ZM224 222H223V221ZM248 220V221H247ZM8 221V222H7ZM29 221V222H28ZM33 221V222H32ZM116 221V222H115ZM122 221V222H121ZM128 221V222H127ZM133 221V222H132ZM235 221V222H234ZM6 222V223H5ZM19 223V224H17V223ZM28 222V223H27ZM31 222V223H30ZM40 222H42L41 224H40ZM91 224H90V223ZM94 222V223H93ZM97 222V223H96ZM142 222V223H141ZM154 222V223H153ZM191 222V223H190ZM245 222V223H244ZM23 223H26V225L25 224H23ZM37 223V224H36ZM70 223V224H69ZM83 225H82V224ZM86 225H85V224ZM100 223H102V224H100ZM110 223V224H109ZM130 223V224H129ZM133 223V224H132ZM139 223V224H138ZM150 225H149V224ZM177 223V224H176ZM242 223V224H241ZM3 224H5V225H3ZM17 224V225H16ZM31 226H30V225ZM78 224V225H77ZM80 224H81V227H79L80 226ZM104 224V225H103ZM129 224V225H128ZM143 224V225H142ZM146 224V225H145ZM212 224V225H211ZM230 224V225H229ZM235 224V225H234ZM2 225V226H1ZM27 227V229L26 228H24L25 226ZM60 225H61V227H60ZM67 225H69V230L67 229ZM90 225V226H89ZM100 225V226H99ZM104 227H103V226ZM112 225V226H111ZM113 225H114V227H113ZM116 225V226H115ZM117 225H119V226H117ZM125 225H127V226H125ZM132 225V226H131ZM169 225V226H168ZM202 225V226H201ZM236 225H238V226H236ZM244 225V226H243ZM29 226H30V228L31 229H29ZM55 226H57V228L55 227ZM73 226V227H72ZM82 226H84V227H82ZM123 226L125 227V228H123ZM148 226H152V227H148ZM160 226V227H159ZM191 226V227H190ZM204 226V227H203ZM208 226V227H207ZM6 227V228H7ZM13 227V226H12ZM49 227V228H48ZM52 227V228H51ZM54 227V228H53ZM66 227V228H65ZM90 229H88V228ZM101 227V228H100ZM111 227V228H110ZM122 227V228H121ZM133 227H134V231L135 232H133ZM144 227H146V228H144ZM155 227V228H154ZM157 227V228H156ZM159 227V228H158ZM162 227V228H161ZM194 227V228H193ZM211 228V230L210 229H208V228ZM233 227H235V228H233ZM242 227V228H241ZM244 227V228H243ZM253 227H257V228H253ZM14 228V227H13ZM32 228H33V231H32ZM118 228V229H117ZM121 228V229H120ZM131 228H132V230H131ZM139 228V229H138ZM148 228V230H146ZM151 228V229H150ZM152 228H154L153 230H152ZM170 230H169V229ZM172 228V229H171ZM174 228V229H173ZM175 228H177V229H175ZM198 228V229H197ZM206 228V229H205ZM225 228V229H224ZM232 228V229H231ZM238 228V229H237ZM240 228V229H239ZM21 229H22V231H21ZM23 229H24V231H23ZM29 229V230H28ZM34 229H36V230H34ZM38 229V230H37ZM43 229H45V230H43ZM48 229H49V231H48ZM51 229H55V231L54 230H52V234H51ZM59 229H61V230H63V229H65V230H63V231H61V230H59ZM67 229V230H66ZM75 229H77V230H75ZM81 229V230H80ZM85 229H88V230H85ZM111 229V230H110ZM136 229V230H135ZM157 231H156V230ZM161 229V230H160ZM163 229V230H162ZM168 231H167V230ZM179 229H181V230H179ZM203 229V230H202ZM219 229H220V231H219ZM223 229V230H222ZM228 229V230H227ZM231 229V230H230ZM245 229H247V230H245ZM252 229V230H251ZM255 231H254V230ZM16 230V231H15ZM27 232H26V231ZM59 230V231H58ZM79 230H80V232H79ZM99 230V231H98ZM105 230V231H104ZM113 230V231H112ZM114 230H116V231H114ZM141 230H145V231H141ZM152 231V233L154 234V236H152V234L149 232V231ZM166 230V231H165ZM177 230V231H176ZM186 230V231H185ZM189 230V231H188ZM191 230V231H190ZM196 230V231H195ZM206 230V233H204V231ZM236 230V231H235ZM241 230H245L244 232H242ZM250 230V231H249ZM260 230V231H259ZM34 232V233H32V232ZM36 231V232H35ZM39 231V232H38ZM45 231V232H44ZM48 231V232H47ZM57 231V232H56ZM66 231V232H65ZM71 231V233H69ZM74 231V232H73ZM90 231H92V232H90ZM126 231V232H125ZM138 231V232H137ZM140 231V232H139ZM148 232V234H147V232ZM155 231V232H154ZM174 231V232H173ZM183 231H185L184 233H183ZM224 231V232H223ZM232 231V232H231ZM241 231V232H240ZM253 231V232H252ZM263 231V232H262ZM23 232V233H22ZM47 232V233H46ZM63 233V234H61V233ZM68 232V233H67ZM111 232V233H110ZM125 232V233H124ZM128 232V234H126ZM129 232H131L130 234H129ZM137 232V233H136ZM143 232V233H142ZM176 232V233H175ZM189 232V233H188ZM192 232H193V236H189V234H192ZM194 232H195V234H196V236H195V234H194ZM210 232V233H209ZM215 232V233H214ZM228 232H229V234H228ZM231 232V233H230ZM235 232V233H234ZM246 232H248L247 233V237H246ZM40 233H43V236H44V233H46L45 234V238L42 236V234H40ZM58 233V234H57ZM81 233V234H80ZM84 233V234H83ZM98 233L100 234V236H99V238H96V237H98ZM134 233V234H133ZM139 233V234H138ZM158 233V234H157ZM164 233V234H163ZM173 233V234H172ZM179 233H180V238H179ZM187 233V234H186ZM212 233V234H211ZM241 233H243V234H241ZM254 233V234H253ZM255 233H257V234H255ZM261 233V234H260ZM18 234H22V236H18ZM24 234V235H23ZM37 234H38V236H37ZM39 234H40V236H42L41 237V239H42V242L41 243H43L44 242V244H42V245H40L41 243H40V236H39ZM48 234H49V236H48ZM70 234H71V236H70ZM78 234H80V236H78ZM96 234H97V236H96ZM114 234V235H113ZM135 234H136V236L138 237V238H140V237H142V238H140V239H137V237L135 236ZM144 234H145V236H146V234H147V236L145 237L144 236ZM155 234H156V237H155ZM166 234H167V236H166ZM174 234H175V236H174ZM184 234H185V236H184ZM210 234H211V236H210ZM217 234H218V236H217ZM223 234H225L224 236H223ZM226 234H227V236H226ZM233 234H234V236H233ZM251 234H253V236L251 237ZM262 234H263V236H262ZM129 235V236H128ZM5 236V237H4ZM23 236H25V237H23ZM28 236V238H26ZM55 236H56V238H58V239H56L55 238ZM69 238H68V237ZM74 236V237H73ZM91 236V237H90ZM103 236V237H102ZM110 236V237H109ZM151 236V237H150ZM170 236H171V238H170ZM181 236H182V238H181ZM226 236V237H225ZM248 236H250V237H248ZM257 236V237H256ZM9 237V238H8ZM11 237V238H10ZM14 237L17 239H14ZM21 237V238H20ZM38 237V238H37ZM52 237V238H51ZM63 237H66V239L65 238H63ZM89 237H90V239H89ZM131 237V238H130ZM155 237V238H154ZM163 237V238H162ZM166 237V238H165ZM174 237V239L172 240V238ZM187 237H190L189 239L187 238ZM193 237H194V240H192L193 239ZM199 237V238H198ZM202 237H203V239H202ZM205 237V238H204ZM208 237V238H207ZM231 237V238H230ZM243 237H244V239H243ZM260 237V238H259ZM19 238V239H18ZM32 238H35V239H32ZM46 238H49V239H46ZM59 238H62V239H59ZM93 238H94V240H93ZM97 240H96V239ZM111 238V239H110ZM127 238V239H126ZM146 238V239H145ZM162 239V241H160L161 239ZM169 238V239H168ZM175 238H178V239H175ZM186 238H187V240H186ZM225 238V239H224ZM257 240H256V239ZM262 238V239H261ZM10 239H12V240H10ZM21 239L25 242H23L22 241V243H20L21 242ZM26 239V240H25ZM27 239L29 240V242H34V244H32V243H30L29 244V242L27 243ZM39 241H37V240ZM65 241H64V240ZM102 239V240H101ZM124 239V240H123ZM131 239V240H130ZM133 239H136L135 241L133 240ZM165 239V240H164ZM167 239V240H166ZM199 239H200V241H199ZM205 239V240H204ZM206 239H208V240H206ZM219 239H220V241H219ZM229 239V240H228ZM240 239L242 240V242L240 241ZM247 240V242H245L246 240ZM255 240V242H254V240ZM259 239H260V241H259ZM31 240H34V241H31ZM36 240V241H35ZM44 240V241H43ZM53 240H54V242H53ZM57 240V241H56ZM60 240V241H59ZM62 240V241H61ZM71 240V241H70ZM89 240V241H88ZM127 242H126V241ZM171 240V241H170ZM175 240V241H174ZM202 240V241H201ZM211 240V241H210ZM215 242H214V241ZM221 240H222V242H221ZM232 240V241H231ZM245 240V241H244ZM248 240H249V242H248ZM49 241H51V242H49ZM59 241V242H58ZM65 243H64V242ZM79 242V244H78V242ZM83 241V242H82ZM97 241V242H96ZM125 243H124V242ZM129 241H131V242H129ZM140 241V242H139ZM142 241H144V243L142 242ZM151 241V242H150ZM154 241H155V243H154ZM168 241V242H167ZM187 241V242H186ZM195 242V244H194V242ZM211 243H210V242ZM230 241V242H229ZM238 241V242H237ZM252 241V242H251ZM263 241V242H262ZM4 242V243H3ZM10 242H12V243H10ZM19 242V243H18ZM48 243V245L47 246H49V247H45L44 245H46L47 243ZM52 242L56 245H54V244H52ZM58 242V243H57ZM61 242V243H60ZM63 242V243H62ZM92 242V243H91ZM96 242V243H95ZM130 243V245L133 247V248H135V249H133L130 245H129V243ZM137 242V243H136ZM157 242V243H156ZM161 242V244H159ZM166 242V243H165ZM169 242H171V243H169ZM174 242V243H173ZM186 242V243H185ZM191 242H192V244H191ZM197 242V243H196ZM199 242V243H198ZM203 244H202V243ZM209 242V243H208ZM232 242V243H231ZM239 242H241V243H239ZM244 242V243H243ZM258 242V243H257ZM263 244H262V243ZM2 243V244H1ZM16 243H18L17 244V248H16V246H15V244ZM27 243V244H26ZM39 243V245H37V244ZM68 243V244H67ZM100 243H102V244H100ZM122 243V244H121ZM153 243H154V245H153ZM164 243V244H163ZM168 243V244H167ZM185 243V244H184ZM189 243V244H188ZM234 243V244H233ZM256 243L257 244H259V245H256ZM29 244V245H28ZM31 244H32V246H31ZM63 244V245H62ZM81 244H83V245H81ZM88 244H90V245H88ZM99 244V245H98ZM116 244H119L118 246L119 247H117V245ZM120 244H121V246H120ZM125 244V245H124ZM136 244V245H135ZM157 246H156V245ZM187 244V245H186ZM191 244V245H190ZM202 246H201V245ZM207 244V245H206ZM214 244V245H213ZM221 244V246H219ZM236 244V245H235ZM244 244V248L246 249V251H245V249L243 248V246L241 247V245H243ZM246 244H248V245H246ZM254 246H252V245ZM11 245V246H10ZM21 247V248H18L19 246ZM28 246V247H25V246ZM33 245H36V246H33ZM53 245V246H52ZM75 245V246H74ZM77 245V246H76ZM92 245H94V246H92ZM101 245H102V247H101ZM104 245V246H103ZM108 245V246H107ZM114 245V246H113ZM128 245V246H127ZM134 245V246H133ZM177 247H175V246ZM182 245H185V246H182ZM9 246V247H8ZM14 246V247H13ZM29 246H31V247H29ZM39 246V247H38ZM52 246V247H51ZM73 246V247H72ZM86 246V247H85ZM90 248H89V247ZM97 246H99V247H97ZM110 246V247H109ZM136 246H138L137 248H136ZM154 246V247H153ZM156 246V247H155ZM169 248V249H167V247ZM173 248H175V249H173ZM205 246H207V247H205ZM227 246H229L228 248H229V250L227 249ZM240 248H239V247ZM249 246V247H248ZM257 246H259L258 247V250H257V248H255V247H257ZM5 247V248H4ZM6 247H8V248H6ZM14 249H12V248ZM24 247V248H23ZM43 247H45L44 249H43ZM59 247V248H58ZM60 247H61V249H60ZM83 247H84V249H83ZM93 247V248H92ZM95 247V248H94ZM106 247V248H105ZM112 247V248H111ZM149 247L151 248V247H153V248H151V249H154V248H156L158 251H160V249H161V251L160 252H162V250H164L165 249V251L164 252H162V254L160 253V252H158V251H154V250H156V249H154V250H151L152 252H150L152 255L154 254V257L149 253V254H147V255H140V254H135V253H139L140 251L142 252V250H144L145 248H148L149 249ZM161 247V248H160ZM165 247V248H164ZM189 247V248H188ZM203 247V248H202ZM205 247V248H204ZM209 247H210V249H211V247L213 248V249H211V250H209V251H207L206 250V248L207 249H209ZM221 247V248H220ZM225 247H226V249H227V251H226V249H225ZM238 247V248H237ZM249 249H247V248ZM261 247H263V248H261ZM11 248V249H10ZM16 248V249H15ZM26 248V249H25ZM27 248H29L28 249V251H27ZM34 248V249H33ZM35 248L37 249V250H35ZM49 248V249H48ZM51 248V249H50ZM87 248V249H86ZM89 248V249H88ZM98 248V249H97ZM99 248H102V249H99ZM104 248L106 249V250H104ZM111 248V249H110ZM113 248H114V250H113ZM116 248H120V250L119 249H116ZM124 248V249H123ZM158 248H160V249H158ZM193 248V249H192ZM197 249L199 252H197L196 253V250L195 249ZM203 250H202V249ZM217 248H219V249H217ZM231 248V249H230ZM240 249V250H237V249ZM254 248V249H253ZM5 249H7V250H5ZM10 249V251H8ZM17 249H21L20 250V252L17 250ZM32 251H31V250ZM38 249H40V250H38ZM57 249H59V250H61V251H59V250H57ZM67 249H69L68 251H67ZM77 249V250H76ZM79 249V250H78ZM97 249V250H96ZM129 249V250H128ZM131 249V250H130ZM134 251H133V250ZM173 249V251H172V253H170L171 252V250ZM225 249V250H224ZM233 249V250H232ZM243 249V250H242ZM256 249V251H254ZM262 249V250H261ZM12 250V251H11ZM25 250V251H24ZM48 252H47V251ZM55 250V251H54ZM85 250V251H84ZM90 250V251H89ZM92 250V251H91ZM95 250H96V252H95ZM101 250V251H100ZM108 250H110V251H108ZM112 250H113V252H112ZM168 250V251H167ZM177 250H180V251H177ZM188 250H189V252H188ZM194 250V252H192ZM206 250V251H205ZM215 250V251H214ZM218 250V251H217ZM236 250V251H235ZM252 250V251H251ZM7 251V252H6ZM19 252V255H17V253ZM30 251V252H29ZM34 251H36V252H34ZM39 251V252H38ZM44 251V252H43ZM52 251H54V252H52ZM61 252V253H59V252ZM64 251H65V253H64ZM72 251H73V254L75 253V251L77 252V253H75L74 255L72 254ZM82 251V252H81ZM98 251V252H97ZM105 251L108 253H105ZM124 251H125V253H124ZM127 251H129V253L127 252ZM131 251V252H130ZM132 251L134 252V253H132ZM138 251V252H137ZM202 251V252H201ZM222 251V252H221ZM224 251H225V253H224ZM10 252V253H9ZM15 252V253H14ZM22 252V253H21ZM32 252V253H31ZM41 252V253H40ZM57 252H58V254H57ZM85 252V253H84ZM90 252H92V253H90ZM119 252V253H118ZM126 252H127V254H129L128 256H129V258L127 257V254H126ZM154 252V253H153ZM166 252V253H165ZM182 254H181V253ZM185 252H186V255H185ZM204 252V253H203ZM205 252H206V254H205ZM219 252H221V254H219ZM231 252V253H230ZM236 252H237V254H236ZM239 252V253H238ZM245 252V253H244ZM258 252V253H257ZM260 252V253H259ZM5 253V254H4ZM7 253V254H6ZM12 253V254H11ZM28 253H31V255L30 254H28ZM34 253H39V254H34ZM81 253H82V255H81ZM89 253V254H88ZM102 253H104V254H102ZM155 253H158L157 254V257H156V254ZM164 253H165V255H164ZM176 253V255H174ZM181 255H183L182 257L180 256V254ZM200 255H199V254ZM201 253H203V254H201ZM211 255H210V254ZM213 253H215V255L213 254ZM219 255H218V254ZM228 253H230V255L228 254ZM241 253V254H240ZM247 253H249L248 254V256H247ZM5 256H4V255ZM9 254V255H8ZM24 254V255H23ZM26 254H28V256L26 255ZM43 254H45V255H43ZM51 254H52V256H51ZM57 254V255H56ZM63 254V255H62ZM94 254V255H93ZM159 254H161V255H159ZM167 254V255H166ZM179 254V255H178ZM193 254V255H192ZM196 254V255H195ZM198 254V255H197ZM205 254V255H204ZM214 256H213V255ZM224 254H226V256H224ZM234 256H233V255ZM236 254V255H235ZM244 254H246V255H244ZM8 255V256H7ZM23 257H22V256ZM32 255H33V257H32ZM39 255V256H38ZM41 255V256H40ZM43 255V256H42ZM61 255V256H60ZM69 255V256H68ZM78 255V256H77ZM81 257H80V256ZM84 255V256H83ZM88 255V256H87ZM117 255V256H116ZM119 255V256H118ZM131 255V256H130ZM159 255V256H158ZM162 255H164V256H162ZM174 255V256H173ZM189 255V256H188ZM195 255V256H194ZM218 255V256H217ZM232 255V256H231ZM240 255V256H239ZM250 255V256H249ZM7 256V257H6ZM37 256L38 257H43L42 258V261H41V258H37ZM45 256V257H44ZM48 256V257H47ZM50 256V257H49ZM69 258H68V257ZM71 256V257H70ZM75 258H74V257ZM83 256V257H82ZM87 256V257H86ZM111 256V257H110ZM115 256V257H114ZM121 256V258H119ZM166 256H167V258H166ZM169 256V257H168ZM191 256V257H190ZM208 256H210V257H208ZM211 256H212V260H213V262H212V260H211ZM219 256H221V257H219ZM246 256V257H245ZM11 257V258H10ZM27 257H31L30 259H27ZM52 257V259H50L49 260V258H51ZM54 257V258H53ZM61 257V258H60ZM87 259H86V258ZM102 257V258H101ZM124 257V258H123ZM132 259H131V258ZM153 257V258H152ZM156 257V258H155ZM161 257H165V258H161ZM175 257V258H174ZM189 257V258H188ZM194 257V258H193ZM199 258L200 260H202V261H200L199 259H196V258ZM203 257V258H202ZM205 257H207V258H205ZM218 257V259H215V258H217ZM241 257H243V258H241ZM248 257V258H247ZM8 258V259H7ZM44 258H46V260H44ZM66 258H68L67 260H66ZM72 258V259H71ZM74 258V259H73ZM91 258V259H90ZM111 258H113L114 260H115V262H114V260L113 259H111ZM126 258H128V259H126ZM169 258V259H168ZM170 258L172 259V260H170ZM174 258V259H173ZM179 258V259H178ZM181 258V259H180ZM185 258V259H184ZM202 258V259H201ZM222 259V261H221V259ZM227 260H226V259ZM247 258V259H246ZM250 258V259H249ZM38 259V260H37ZM48 259V260H47ZM55 259H58V260H55ZM79 259V260H78ZM95 259H96V261H95ZM109 259V260H108ZM118 259V260H117ZM122 259V260H121ZM165 259H168V260H165ZM229 259V260H228ZM232 259V260H231ZM235 259V260H234ZM13 260H15V261H13ZM17 260H18V262H17ZM27 260V261H26ZM30 260H32V261H30ZM52 260H53V262H52ZM64 260H66V261H63ZM71 260V261H70ZM104 260V261H103ZM128 260H130V261H128ZM133 260V261H132ZM165 260V261H164ZM179 260V261H178ZM181 260H183V261H181ZM187 260V261H186ZM189 260V261H188ZM205 260V261H204ZM215 260V261H214ZM218 260V262H216ZM245 260L247 261V260H249V261H247V262H245ZM24 261V262H23ZM91 261V262H90ZM98 261V262H97ZM108 263H107V262ZM112 261V262H111ZM178 261V262H177ZM185 261V262H184ZM196 261H198V262H196ZM205 263H204V262ZM223 261H226L225 263L223 262ZM235 261V262H236ZM242 261H240V263L242 262ZM264 261V260H263ZM261 262V260H258L257 259V261L255 260V262H259V263H257V264H263L264 262ZM8 262V263H7ZM17 262V263H16ZM22 262V263H21ZM27 262V263H26ZM51 262V263H50ZM93 262V263H92ZM120 262V263H119ZM134 262V263H133ZM145 262V263H144ZM232 262V263H231ZM235 262L233 263V264H235ZM242 263V264H243ZM179 264V263H178ZM239 264V263H238ZM250 264H252V262H250ZM254 264H256V263H254Z\"/></svg>",
    "mask_w": 264,
    "mask_h": 264
},
{
    "label": "bare ground",
    "instance_id": "6f19581e",
    "mask_svg": "<svg viewBox=\"0 0 264 264\" xmlns=\"http://www.w3.org/2000/svg\"><path fill=\"white\" fill-rule=\"evenodd\" d=\"M1 1H3V0H1ZM9 1V0H8ZM7 0L6 1H4V2H6V5L8 4L7 2H8ZM18 1V0H17ZM35 1V0H34ZM40 1V0H39ZM73 2H74V0H72ZM79 1V0H78ZM20 2V1H19ZM30 2V1H29ZM15 3V2H14ZM13 3V4H14ZM25 3V2H24ZM1 4H2V2H1ZM46 4H47V2H46ZM63 4H64V2H63ZM73 4V3H72ZM79 4V3H78ZM5 5V6H6ZM9 5V4H8ZM26 5V4H25ZM66 5V4H65ZM75 5H77V4H75ZM80 9H81V12L80 13H77L76 14V12L75 11H73L70 7L68 8V9H59V10H57V13H55V12H53V13H55L56 15H54V16H52V17H54V19L56 18V20H54V21H56L55 23L54 22H52V21H50V19L48 18L49 17V13L47 12V10H45L46 12H44V13H42L41 15L38 13H36V12H34V13H30L28 16H26V15H22V16H26V18L24 17V19H26L25 20V25H23V27L24 26H26V27H29V28H34V27H40V29L42 28V30L40 31H33V32H31L30 31V33H31V35L33 36V37H37V39L41 42L40 43V45H39V47H40V50L43 52V58L44 59H46L45 61H47V60H49V59H52L53 60V58H56L57 60H61L62 59V61L63 60H65L64 62L66 63V68H65V70H62V71H65V75H62V76H67V78L69 79L68 80V84H70L69 85V89H67L68 90V96H69V98H68V103L67 104H65V108L62 110V108L60 109V108H58L56 105H54L55 104V102L53 103V101L52 102H49V100H51L52 99V97H51V99H48V101L45 99V100H43V99H36V100H31L30 102H29V104L27 105V106H30V107H35V106H38V108H39V106H40V108H39V110L38 111H40V110H42V112H41V114H40V116H39V118H34V119H27L26 117H24L23 115V121H22V118L20 117V119H21V123L22 124H25V126H26V124L28 125V124H34V123H36V124H38V127L39 126H41V129L43 130V132L44 131H52L53 130V128H54V125H57L58 124V122L62 119L63 121L61 122L62 124L63 123H67V124H65L64 126H68V127H65L69 132H70V130L72 131V130H79V132L81 131V132H83L84 134H85V136L87 137V140H88V142H89V144H88V146L90 147V148H93L94 149V151H92V153L90 154V151L88 152L86 149L87 148H89L88 146H87V148L85 149L88 153H89V156L91 157V156H93V155H97V156H101V158H102V156H107V157H113V156H115V155H119V154H122L120 151L122 150V149H120V148H117V147H112V143L111 142H117L118 140H120V141H123V140H125V142L127 141V142H132V139H133V136L132 135H135L136 137V142H138V144L139 145H141V147H142V149L144 148V146H145V144H150V146L152 145L153 147H155V146H158V148L157 149H159L161 152H163L164 153V155H166L167 156V154L165 153V151L167 152V153H169L168 151L171 149L170 147H168V146H170L169 145V143H167V142H170V141H173V140H175V141H178V140H184V139H191L190 140V142H189V145H190V143L191 144H193L194 142H193V136H192V134L186 129V128H188V126L186 127V125H185V123L183 124V120H181L182 119V112H185L184 111V109H183V107H184V105H183V103H182V98H181V96L179 97V95L177 96V95H174V93H173V95H172V91H171V89L172 88H174L173 87V84L174 85H176L174 82H173V84H169L168 83V80L167 81H164L166 78H168V77H164L165 79L163 80V82H160L162 79H161V77H160V79L161 80H159L158 78H159V74L160 75H162L161 73H160V70L159 69H157V68H159L157 65H155V64H153L154 62V60L156 61V64H157V60L158 59H164L163 61L164 62H161L162 64L164 63V64H167V65H169V66H171V64H174L173 66H175V64L176 65H179V66H177L178 67V76H180V82H181V79H182V83H184V86H186L187 88H189V89H191L193 92H194V94H197L198 96H199V94H202V93H204V92H206V93H208V94H211V93H215V91H214V89L213 88H210L209 86H208V88L207 87H205L204 88V84H206L205 86H207L208 85V83L209 82H212V83H214V82H216V81H218V80H220L221 79V81H222V79H224L223 81L225 82V78H228V79H232V78H235V80H236V78H240V79H244V80H248V81H250V80H253V77H254V75H253V73L251 72L252 70L250 69V66H249V63L251 62V60H257V61H259L261 58H263L264 59V57H262L264 54V0H85V1H83V0H81V2H80ZM1 6V5H0ZM3 6V5H2ZM2 6H1V8H2ZM10 7H11V4L9 5ZM13 6V5H12ZM43 6V5H42ZM41 6V7H42ZM63 6V5H62ZM61 6V7H62ZM21 7V6H20ZM44 7V6H43ZM4 8V7H3ZM14 8V7H13ZM26 8V7H25ZM45 8H47V7H45ZM49 8V7H48ZM51 8H53V7H51ZM6 10L8 9L7 7L5 8ZM4 9V10H5ZM12 8H10V10H11ZM15 9H16V11H15ZM14 9V16H13V20L14 21H18L20 18H21V14L19 13V10L17 11V8H15ZM23 10H24V8H22ZM27 9V8H26ZM54 9H56V8H53V10ZM3 10V9H2ZM40 10H42V9H40ZM77 10V9H76ZM21 11V10H20ZM43 11V10H42ZM3 12V11H2ZM7 12H8V10H7ZM22 12V11H21ZM51 12V11H50ZM9 13V12H8ZM5 14V15H4ZM51 16V15H50ZM7 17H8V15H7ZM7 17H6V12L5 13H1L0 12V27L1 26H3V27H6L7 25H10V24H8V19H7ZM12 17V16H11ZM28 18V19H27ZM49 19V20H48ZM12 20V19H11ZM12 20V21H13ZM11 22V21H10ZM18 23V22H17ZM21 23V22H20ZM56 24V25H55ZM21 25V24H20ZM19 25V26H20ZM14 26V25H13ZM17 26H18V24H17ZM18 26V27H19ZM7 28H8V26H7ZM14 28V27H13ZM15 28H17V27H15ZM52 28H54V29H52ZM20 29V28H19ZM23 29V28H22ZM28 29V28H27ZM26 29V30H27ZM39 29V28H38ZM56 30L57 31V33L60 35V36H62V40H61V37L60 36H58V34H57V37L55 36V38H58V40H59V42L57 41V39L55 40V41H57L58 42V44L59 43H61L62 44V46H61V44L60 45H56V43L54 42V33L55 32H53V34L51 33V31L50 30ZM175 29V31L176 32H178L177 34H173L174 36L172 37V36H170V32L171 33H173L172 31ZM2 30V29H1ZM12 30V29H11ZM25 30V31H26ZM3 31H5V30H3ZM180 31V32H179ZM2 32V31H1ZM9 32V31H8ZM16 32V31H15ZM40 32H42L43 34L41 35V33ZM10 33V32H9ZM8 33V34H9ZM28 33H29V31H28ZM1 34V33H0ZM7 34V33H6ZM11 34H13V33H11ZM21 34V33H20ZM179 34V38H180V43H182V45L181 44H178V46L179 45H181V49H179V47L178 48H176V46H175V48H176V50L175 51H172V52H170V49H172V48H174V46L173 47H171L170 49H168L167 47H169V46H171V44L170 43H172V41L173 40H175V36L176 35H178ZM181 34V35H180ZM10 35V34H9ZM41 35V36H40ZM1 36H3V35H1ZM5 36V35H4ZM3 36V37H4ZM24 36V35H23ZM60 37V38H59ZM178 37V36H177ZM5 38V37H4ZM4 38H2V39H4ZM9 39V38H8ZM5 40V39H4ZM15 40V39H14ZM33 40V39H32ZM38 40H37V42H38ZM60 40H61V42H60ZM176 40H178V39H176ZM1 41V40H0ZM26 41V40H25ZM35 41H36V39H35ZM35 41H31L30 40V42H28L29 44L26 46V47H24V46H22V47H24L25 48V52H36V49H39V48H37L38 46H37V44L35 43ZM176 42V41H175ZM174 41H173V43H175ZM19 44V43H18ZM177 44V43H176ZM20 45H24V44H20ZM106 45L107 46H109V48H107V50H108V52L110 53V62H109V64L107 65V64H105V62H104V59H105V57L107 56L106 55V52L104 53V48L106 47ZM2 48H3V46H2ZM19 48V47H18ZM110 49V50H109ZM168 49V50H167ZM19 51H22L21 49L19 50ZM24 51V50H23ZM22 51V52H23ZM166 51H169L168 53L170 54V58H167V57H165V55H167V52ZM21 52V53H22ZM177 52V53H176ZM24 53V52H23ZM176 53V54H175ZM40 54V53H39ZM36 55H38V54H36ZM41 55H42V53H41ZM27 56V55H26ZM156 56H158V57H156ZM21 56H19V55H17V54H14V53H11V52H8V51H4V49L2 50H0V61H2V62H4V66H8L9 65V69H11V70H18L19 71V67H17V66H15L14 65V63H25V65H26V68H28L29 70H30V72H31V75L29 76V77H31L30 79L31 80H33L34 81V79H35V81H44V80H48V82H50V79L49 78H52L53 76H54V74L52 75H50V73L48 72L49 71V69L48 68H46L45 67V65H41V67L39 66V68H37L35 65V63L34 62H31L30 60H24L25 58H23L22 59V57L20 58ZM34 57V56H33ZM109 57V56H108ZM154 58H157V60L156 59H154ZM40 59H42V56H41V58ZM55 59V60H56ZM154 59V60H153ZM169 60H172L170 63H169ZM30 61V62H29ZM109 61V60H108ZM256 61V62H257ZM262 61V60H261ZM261 61L259 62V63H261ZM42 62H43V60H42ZM53 62V61H52ZM51 62V63H52ZM252 62H254V61H252ZM35 65H34V64ZM45 63V62H44ZM108 63V62H107ZM159 63V62H158ZM46 64V63H45ZM48 64V63H47ZM251 64V63H250ZM253 64V63H252ZM256 64V63H255ZM23 65V64H22ZM49 65V64H48ZM36 68H35V67ZM157 66V67H156ZM49 67V66H48ZM64 67V66H63ZM163 67V66H162ZM255 67V66H254ZM7 68V67H6ZM5 68V69H6ZM7 68V69H8ZM174 68H176V67H174ZM47 69H48V71H47ZM168 69V68H167ZM167 69H166V71H167ZM170 69V68H169ZM168 69V70H169ZM254 69V68H253ZM256 69V68H255ZM264 69V68H263ZM27 70V69H26ZM172 70H175V69H172ZM171 70V71H172ZM7 71V70H6ZM21 72L23 71V70H20ZM162 71V70H161ZM165 71V72H166ZM171 71H167V72H171ZM253 71H255V70H253ZM260 71V70H259ZM29 72V71H28ZM63 73V72H62ZM61 73V74H62ZM171 73H173V72H171ZM170 73V74H171ZM177 73V72H176ZM8 74H9V72H8ZM64 74V73H63ZM164 74V73H163ZM169 74V75H170ZM56 75H57V73H56ZM172 75V74H171ZM176 75V74H175ZM174 75V73H173V76H175ZM259 75V74H258ZM22 76V75H21ZM176 77V76H175ZM230 77V78H229ZM260 77V76H259ZM263 77V76H262ZM56 78V77H55ZM67 78H65V79H67ZM172 78V77H171ZM8 79V78H7ZM62 79H64V78H62ZM232 80H234V79H232ZM261 80V79H260ZM52 81V80H51ZM65 81V80H64ZM63 81V82H64ZM67 81V80H66ZM242 81V80H241ZM254 81V80H253ZM264 81V80H263ZM10 82V81H9ZM8 82V83H9ZM13 82V81H12ZM165 82V83H164ZM176 82V81H175ZM180 82H176V83H178V85L180 84ZM234 82V81H233ZM239 82V81H238ZM243 82V81H242ZM245 82H247V81H245ZM259 82H261V81H259ZM16 83V82H15ZM22 83V82H21ZM20 83V84H21ZM25 83V82H24ZM31 83V82H30ZM44 83V82H43ZM56 83V81H52V83L50 82L49 84H55ZM17 84H19V83H17ZM16 84V85H17ZM33 84V83H32ZM31 84V85H32ZM48 84V83H47ZM58 83H56L55 85H57ZM61 84H62V82H61ZM67 84V85H68ZM215 84H217V83H215ZM15 85V84H14ZM43 85V84H42ZM67 85H66V88H67ZM220 85V84H219ZM218 85V86H219ZM261 85V84H260ZM6 86V85H5ZM9 86V85H8ZM29 86V85H28ZM47 86V85H46ZM50 86L51 85H49V90H50ZM62 86H64V84L62 85ZM183 86V87H184ZM213 86H215V85H213ZM7 87V86H6ZM13 87V86H12ZM23 87V86H22ZM26 87H27V85H26ZM51 87H57L56 89H58V87H61V85H57V86H51ZM65 87V86H64ZM167 87H170L169 89H170V91H169V93H168V95L171 93V95L170 96H167V93L164 91L165 89H162V88H167ZM185 87V89H187ZM212 87V86H211ZM4 88V87H3ZM10 89H12L11 90V92H9L10 90L9 89H6V90H8V91H6V92H8V94L9 93H12L13 95H14V93L15 92H17V94H19L18 93V91H20V94H21V92H23L22 90H20V89H18L19 88V86H18V88L17 89H14V88H11V85H10V87H9ZM20 88H21V86H20ZM29 88H31V87H29ZM28 88V89H29ZM63 88V87H62ZM216 88H218V87H216ZM220 88V87H219ZM23 89V88H22ZM26 89V88H25ZM35 89V88H34ZM175 89V88H174ZM173 89V91H176V90H174ZM176 89H179V86H177V88ZM181 89V88H180ZM179 89V93L181 92V90ZM185 89H183V91L185 90ZM17 90V91H16ZM30 90V89H29ZM54 90V89H53ZM167 90V89H166ZM190 90V92H192ZM239 90V89H238ZM13 91H15L14 93H13ZM26 91V94L25 95H28L29 93H30V91H28L29 93H27V90H25ZM25 91H24V93H25ZM32 91V90H31ZM52 91V90H51ZM50 91V92H51ZM60 91H62V90H60ZM63 91H64V89H63ZM66 91V90H65ZM178 91V90H177ZM186 91V90H185ZM189 91V90H188ZM4 92V91H3ZM53 92V91H52ZM54 92H55V90H54ZM59 92V91H58ZM219 92V91H218ZM0 93H2V92H0ZM46 93H48V92H46ZM61 93V92H60ZM63 93H65V92H63ZM67 93V92H66ZM166 93V94H165ZM176 93V92H175ZM178 93V94H179ZM205 93V94H206ZM225 93V92H224ZM240 93V92H239ZM8 94L6 95V96H4L3 94V96L1 97L0 96V108L2 109V108H5L6 106L5 105H7V106H9V105H11V104H13V103H9V104H7V102H11L12 100H13V102L14 103H16L14 100H17V99H14V98H16L17 96H15V97H13V95L11 94V96L9 95L8 96ZM16 94V95H17ZM23 94V93H22ZM32 94L33 93H30V96H32ZM36 94H37V92H36ZM39 94V93H38ZM59 94V93H58ZM57 94V95H58ZM216 94V93H215ZM40 95V94H39ZM44 95H46V94H44ZM56 95V96H57ZM60 96L59 97H61V94H59ZM182 95V94H181ZM187 95V94H186ZM197 95H195V97L197 96ZM43 96V95H42ZM49 96H51V95H49ZM62 96H63V94H62ZM66 96H67V94H66ZM189 96V95H188ZM209 96H211V95H209ZM217 96V95H216ZM229 96V95H228ZM20 97H21V95H20ZM47 97H48V95H47ZM183 97H185V96H183ZM207 97H208V95H207ZM218 97V96H217ZM22 98H24V97H22ZM34 98V97H33ZM37 98H40V97H37ZM42 98V97H41ZM55 99H56V97H54ZM53 98V99H54ZM65 97L63 96V99H64ZM191 98V97H190ZM199 98V97H198ZM200 98H201V96H200ZM212 98V97H211ZM221 98V97H220ZM251 98H253V97H251ZM28 99V98H27ZM66 99V98H65ZM184 99V98H183ZM203 99H204V97H203ZM28 100H30V99H28ZM185 100V99H184ZM189 100V99H188ZM200 100V99H199ZM205 100V99H204ZM211 100V99H210ZM23 101V100H22ZM57 101V100H56ZM67 101V100H66ZM64 102V101H63ZM184 102V101H183ZM191 102L192 101H190V104H191ZM210 102V101H209ZM17 103H18V101H17ZM16 103V104H17ZM53 103V104H52ZM57 103V102H56ZM61 103V102H60ZM185 103V102H184ZM203 103V102H202ZM217 103V102H216ZM215 103V104H216ZM224 103V102H223ZM15 104V107H17V105ZM18 104H20V103H18ZM24 104H26V102L24 103ZM23 104V105H24ZM63 104V103H62ZM196 104V103H195ZM201 104V103H200ZM205 104V103H204ZM220 104V103H219ZM218 104V105H219ZM231 104V103H230ZM247 104V103H246ZM51 105L53 106V107H51ZM185 105H188V104H185ZM191 105H193V104H191ZM206 105V104H205ZM210 105V104H209ZM212 105V104H211ZM210 105V106H211ZM12 106V105H11ZM63 106V105H62ZM198 106V105H197ZM18 107H19V105H18ZM24 107V106H23ZM25 107H26V105H25ZM156 107V108H155ZM157 107H159V108H157ZM189 106H187L186 107V109L188 108ZM10 108H12V107H9L8 109L9 110H7V107H6V111H8V113H9V111L10 112H13L12 110H10ZM20 108V107H19ZM185 108V107H184ZM190 108H193V106L192 107H190ZM189 108V109H190ZM195 108V107H194ZM200 108V107H199ZM208 108V107H207ZM206 108V109H207ZM215 108V107H214ZM221 108V107H220ZM229 108V107H228ZM1 109H0V111H1ZM17 109V108H16ZM15 109V110H16ZM21 109L23 110L24 108H22L21 107ZM20 109V110H21ZM32 109V108H31ZM34 109V108H33ZM58 109H60V110H58ZM157 109H160L158 112H157ZM197 109V108H196ZM210 109V108H209ZM208 109V110H209ZM218 109V108H217ZM4 110V109H3ZM19 110V112H20V114H22V110L20 111ZM35 110V109H34ZM188 110V109H187ZM211 110V109H210ZM209 110V111H210ZM236 110H238V109H236ZM258 110V109H257ZM26 111H27V113H28V111H30V109L29 110H25L24 112L26 113ZM189 111V110H188ZM187 111V112H188ZM194 111H196V110H194ZM197 111H199L200 112V110H197ZM196 111V112H197ZM1 112H3V111H1ZM31 112H33L32 110H31ZM186 112V113H187ZM191 112H193L192 111V109H191ZM198 112V113H199ZM252 112V111H251ZM256 112V111H255ZM262 112H264V111H262ZM8 113H6V115L8 114ZM17 113V112H16ZM15 113V114H16ZM30 113V112H29ZM34 113V112H33ZM36 113H37V111H36ZM185 113V114H186ZM190 113V112H189ZM188 113V114H189ZM194 113V112H193ZM201 113V112H200ZM204 113V112H203ZM202 113V114H203ZM3 114H5V113H3ZM2 114V115H3ZM14 114V115H15ZM18 114V113H17ZM16 114V115H17ZM24 114V113H23ZM31 114V113H30ZM29 114V115H30ZM195 115H196V113H194ZM194 114H193V116H194ZM211 114V113H210ZM218 114V113H217ZM264 114V113H263ZM1 115V117H4V118H0V124H2V125H5V126H0V128L2 127L3 128V130H9V132H10V127L11 126H16L18 123L15 121V119L13 120L12 118V120L13 121H15L17 124H14V122H13V124L10 122V120H8V118L6 117V115L4 116H2ZM9 115V114H8ZM10 115H12L11 113H10ZM13 115V116H14ZM15 115V116H16ZM199 115V114H198ZM198 115H197V117H198ZM241 115V114H240ZM37 116V115H36ZM184 116H188V115H184ZM183 116V117H184ZM202 116V115H201ZM200 116V117H201ZM208 116H211V115H208ZM208 116H207V118H208ZM5 117L7 118V119H5ZM8 117H12V116H8ZM31 117V116H30ZM33 117V116H32ZM191 117V116H190ZM196 117V116H195ZM199 117V118H200ZM205 117V116H204ZM19 118V115H18V117H17V119ZM29 118V117H28ZM184 118H186V117H184ZM183 118V119H184ZM192 118V117H191ZM212 118H214V117H212ZM245 118V117H244ZM10 119V118H9ZM20 119H19V123H20ZM188 119V118H187ZM193 119V118H192ZM203 119V118H202ZM261 119V118H260ZM263 119V118H262ZM191 120V119H190ZM201 120V119H200ZM205 120V119H204ZM203 120V121H204ZM213 120H215V119H213ZM257 120V119H256ZM248 121V120H247ZM185 122V121H184ZM193 122L194 123H196L197 124V122H195V120L193 119ZM200 122V121H199ZM198 122V124L197 125H199L200 123ZM208 122H210V121H208ZM216 122H218V121H216ZM222 122V121H221ZM255 122V121H254ZM253 122V123H254ZM60 123V122H59ZM190 123H192V122H190ZM263 123V122H262ZM8 124V125H7ZM12 124V125H11ZM21 124V125H22ZM189 124V123H188ZM212 124V123H211ZM211 124H209V125H211ZM214 124V123H213ZM212 124V125H213ZM220 124V123H219ZM218 124V125H219ZM11 125V126H10ZM18 125H20V124H18ZM20 125V126H21ZM59 125V124H58ZM61 125V124H60ZM189 125H192V127L191 128H194L193 126L195 125H193V124H189ZM208 125V124H207ZM227 125V124H226ZM259 125H260V123H259ZM8 126H10V127H8ZM62 126V125H61ZM18 127V126H17ZM33 128H34V126H32ZM31 127V128H32ZM37 127V126H36ZM36 127H35V129H36ZM37 127V128H38ZM58 127V126H57ZM56 126H55V128H57ZM60 127V126H59ZM63 127V126H62ZM62 127L60 128V129H62ZM189 127V129H191ZM195 127H196V125H195ZM201 127H202V124H201ZM215 127V126H214ZM213 127V128H214ZM245 127V126H244ZM264 127V126H263ZM14 130H15V128L14 127H12ZM26 128V127H25ZM211 128V127H210ZM220 128V127H219ZM18 129H20L19 127H18ZM28 129V128H27ZM40 129V130H41ZM58 129V128H57ZM56 129V130H57ZM64 129V128H63ZM195 129V128H194ZM201 130H203L202 128H200ZM199 129V130H200ZM212 129V128H211ZM253 129V128H252ZM259 129V128H258ZM1 130V129H0ZM5 130V131H6ZM17 130V129H16ZM16 130H15V132H16ZM21 130V129H20ZM22 130H24V129H22ZM26 130V129H25ZM29 130V129H28ZM32 131H33V129H31ZM31 130H29V131H31ZM56 130H53V131H56ZM210 130V129H209ZM222 130V129H221ZM36 131V130H35ZM34 131V132H35ZM59 131V130H58ZM64 131H66L65 129H64ZM197 131H198V129H197ZM205 131V130H204ZM2 132V131H1ZM7 132V131H6ZM19 132V131H18ZM17 132V133H18ZM22 132H25V131H22ZM36 132H38V131H36ZM35 132V133H36ZM40 132V131H39ZM49 132H47V133H49ZM63 132V131H62ZM61 132V133H62ZM67 132V131H66ZM72 132H75V131H72ZM80 132V133H81ZM200 132H202V131H200ZM199 132V133H200ZM220 132V131H219ZM251 132V131H250ZM12 133H14L13 131H12ZM31 133V132H30ZM33 133V132H32ZM41 133H42V131H41ZM56 133V132H55ZM208 133H209V131H208ZM212 133H214V132H212ZM222 133V132H221ZM224 133V132H223ZM249 133V132H248ZM261 133V132H260ZM264 133V132H263ZM21 134V131H20V133L18 134V135H20ZM27 134H29V133H27ZM40 134V133H39ZM60 134V133H59ZM73 134V133H72ZM197 134V133H196ZM210 134V133H209ZM241 134V133H240ZM6 135H10V134H6ZM14 135V134H13ZM17 135V134H16ZM15 135V136H16ZM29 135H31V134H29ZM37 135V134H36ZM41 135V134H40ZM48 135H50V134H48ZM51 135L52 136H54L55 134H52L51 133ZM58 135V134H57ZM63 135V133L60 135L61 137H64V136H62ZM69 135H71V134H69L68 133V136ZM75 135V134H74ZM78 135V134H77ZM81 136H82V133L80 134ZM217 135V134H216ZM221 135V134H220ZM219 135V136H220ZM252 135H253V133H252ZM5 136V135H4ZM28 136V135H27ZM34 136V135H33ZM33 136H29V137H32V138H34ZM43 136V138H45L44 137V135H42ZM67 136V135H66ZM73 136V135H72ZM72 136H70L71 138H72ZM0 137H2L1 135H0ZM21 137H22V135H21ZM36 137V136H35ZM39 137V136H38ZM51 136H49V138H50ZM59 137V136H58ZM74 137V136H73ZM84 137V136H83ZM200 137V136H199ZM225 137V136H224ZM248 137H249V135H248ZM3 138V137H2ZM14 137H12V139H13ZM20 138V137H19ZM24 138H25V134H24ZM28 138V137H27ZM40 138H42V137H40ZM39 138V139H40ZM46 138H48V137H46ZM45 138V139H46ZM66 138V137H65ZM69 138V137H68ZM76 138V137H75ZM82 138V137H81ZM198 138V137H197ZM201 138V137H200ZM5 139H7V140H9L8 139V137L6 138L5 137ZM12 139H10V141L12 140ZM36 139H38V138H36ZM38 139V140H39ZM44 139V140H45ZM63 139V138H62ZM85 139V138H84ZM1 140V139H0ZM3 140V139H2ZM16 140H18V138H16ZM29 140V139H28ZM32 140V139H31ZM42 140V139H41ZM47 140V139H46ZM49 140V139H48ZM47 140V141H48ZM110 140V141H109ZM4 141V140H3ZM13 141V140H12ZM21 141H24V139L23 140H21ZM25 141H27V140H25ZM73 141H75V139H73ZM79 141H81L80 139H79ZM82 141H83V139H82ZM81 141V142H82ZM85 141V140H84ZM106 141H109L108 143H106ZM161 141H164V142H166L165 144H168L167 145V147H165V148H170L168 151L167 150H165V148H164V150L160 147L161 145H160V142ZM174 141V143H176ZM189 140H187V142H188ZM207 141H208V139H207ZM223 141V140H222ZM15 142V141H14ZM14 142H12V143H14ZM37 142V141H36ZM44 141H42V143H43ZM70 142V141H69ZM163 142V143H164ZM183 142V141H182ZM212 142V141H211ZM9 143V142H8ZM17 143H20V142H17ZM16 142L14 143V144H17ZM27 143V142H26ZM47 143V142H46ZM45 143V144H46ZM59 143V142H58ZM73 143V142H72ZM77 143V142H76ZM83 143H85V142H83ZM111 143V144H110ZM135 143V142H134ZM172 143V142H171ZM181 143V142H180ZM179 143V144H180ZM186 143V142H185ZM206 143V142H205ZM210 143V142H209ZM214 143H216V142H214ZM2 144V143H1ZM14 144H11V145H14ZM21 144H23L22 142H21ZM34 144V143H33ZM41 144V143H40ZM52 144V143H51ZM75 144V143H74ZM79 144H81V143H78V145ZM130 144V143H129ZM137 144V145H138ZM173 144V143H172ZM197 144V143H196ZM10 145V146H11ZM18 145V144H17ZM48 145H49V141H48ZM60 145V144H59ZM66 145V144H65ZM71 145V144H70ZM73 145V144H72ZM71 145V146H72ZM87 145V144H86ZM86 145H84V148H85V146ZM128 145V144H127ZM130 145H132V144H130ZM176 145H177V143H176ZM181 145H182V143H181ZM187 145V144H186ZM200 145V144H199ZM207 145V144H206ZM213 145V144H212ZM221 145V144H220ZM1 146V145H0ZM5 146V145H4ZM20 146V145H19ZM34 146V145H33ZM37 146H39V145H37ZM46 146V145H45ZM56 146H58V145H56ZM68 146V145H67ZM81 146V145H80ZM149 146V145H148ZM166 146V145H165ZM173 146H175V145H173ZM178 146L179 145H177L176 147H177V149H179L180 147L181 148H183L182 146H179V148H178ZM192 146V145H191ZM218 146V145H217ZM63 147V146H62ZM65 147V146H64ZM72 147H74V146H72ZM72 147H71V149H72ZM75 147H77V146H75ZM140 147V146H139ZM139 147H138V149H139ZM190 147V146H189ZM196 149H195V148ZM205 147V146H204ZM211 147H213V146H211ZM37 148V147H36ZM47 148V147H46ZM57 148V147H56ZM61 148V147H60ZM78 148H79V146H78ZM83 148V147H82ZM89 148V149H90ZM173 148V147H172ZM185 148V147H184ZM184 148H183V150H184ZM198 147H196V145H193V148H191V149H193V151H194V149L195 150H198L197 149ZM264 148V147H263ZM6 149V148H5ZM15 149V148H14ZM70 149V148H69ZM75 149V148H74ZM77 149V148H76ZM80 149V148H79ZM135 149V148H134ZM140 150V152H141V154H142V152H144V150H147L146 148L144 149V150ZM149 149V148H148ZM173 149H175V147L173 148ZM186 149V148H185ZM260 149V148H259ZM1 150V149H0ZM7 150H9V149H7ZM23 150V149H22ZM37 150V149H36ZM51 150H53V148L51 149ZM60 150H62V149H60ZM59 150V151H60ZM83 150V149H82ZM125 150V149H124ZM128 150V149H127ZM127 150H125V151H127ZM133 150V149H132ZM172 150V149H171ZM170 150V151H171ZM176 150V149H175ZM220 150V149H219ZM64 151V150H63ZM67 151V150H66ZM70 151V150H69ZM80 150H78V152H79ZM123 151V150H122ZM173 151V150H172ZM190 151V150H189ZM181 151V152H183V156H184V153L186 154L185 156H188L187 158H189V157H191L192 155H193V157L194 156H197V154H199V153H196V152H193L192 153V151ZM207 151V150H206ZM257 151V150H256ZM5 152H7V151H5ZM57 152V151H56ZM54 152L55 154H57V153H59V154H57L56 156H58L59 158L61 157V156H65V159H66V156H68L69 157V154L72 152V150H71V152H69V154H67L68 152H66V153H61V152ZM75 152H77V151H75ZM127 152H129V150L127 151ZM131 152V151H130ZM133 152V151H132ZM134 152H137V151H135L134 150ZM139 152V153H140ZM146 152V151H145ZM144 152V153H145ZM176 152V151H175ZM174 152V153H175ZM181 152H177L178 154L179 153H181ZM188 152H189V154H188ZM197 152H200V149L197 151ZM217 152V151H216ZM13 153V152H12ZM15 153V152H14ZM25 153V152H24ZM28 153H30V152H28ZM43 153V152H42ZM45 153H46V151H45ZM73 153V152H72ZM81 153V152H80ZM80 153H74V156H75V154L77 155H79ZM86 153V152H85ZM87 153V154H88ZM138 153V155H141V154H139ZM173 153V154H174ZM177 153H176V155H177ZM219 153V152H218ZM217 153V154H218ZM4 154H7V153H3V155ZM11 154V153H10ZM20 154V153H19ZM34 154V153H33ZM47 154H48V152H47ZM81 154H83V153H81ZM170 154V153H169ZM168 154V155H169ZM171 154H172V152H171ZM200 154H201V152H200ZM249 154V153H248ZM263 154V153H262ZM12 155V154H11ZM37 155V154H36ZM44 155H46V154H44ZM52 155H54L53 153H52ZM73 155V154H72ZM77 155V156H78ZM84 155H86V154H84ZM210 155V154H209ZM258 155H260V154H258ZM264 155V154H263ZM8 156V155H7ZM15 156V155H14ZM40 156V155H39ZM41 156H42V154H41ZM48 156V155H47ZM74 156H71L72 158L74 157ZM82 156V155H81ZM141 156H143V155H141ZM172 157H173V155H171ZM175 156V155H174ZM179 156V155H178ZM180 156H181V154H180ZM179 156V157H180ZM184 156V157H185ZM202 156V155H201ZM2 157V156H1ZM6 157V156H5ZM9 157H10V155H9ZM30 157V156H29ZM34 157H37V156H34ZM43 157V156H42ZM70 157V158H71ZM79 157V156H78ZM77 157V158H78ZM90 157H88L87 158V155H86V157H85V159L87 160V159H89ZM182 157V156H181ZM203 157V156H202ZM205 157V156H204ZM203 157V158H204ZM207 157V156H206ZM211 157V156H210ZM219 157V156H218ZM221 157V156H220ZM257 157V156H256ZM263 157V156H262ZM4 158V157H3ZM28 158V157H27ZM49 158V157H48ZM83 158V157H82ZM93 158V157H92ZM99 158V157H98ZM208 158V157H207ZM213 158V157H212ZM1 159V158H0ZM6 159V158H5ZM19 159H21V158H19ZM31 159V158H30ZM44 159H46V158H44ZM62 158H60L59 160H61ZM76 159V158H75ZM75 159L73 158V160H74V162H76V164H79V163H77V161H75ZM79 159V158H78ZM94 159V158H93ZM97 158H95V160H96ZM103 159V158H102ZM167 159L169 160L170 159V157H168V158H166V160L164 161V162H168L169 163V161L171 160V159H173V158H171L169 161H167ZM190 159V158H189ZM38 160V159H37ZM47 160V159H46ZM52 160V159H51ZM57 160V158H55L52 162H55ZM58 160V161H59ZM68 160V159H67ZM66 160V161H67ZM71 160V159H70ZM79 160H84V159H79ZM92 159H90V161H91ZM173 160H175V158L173 159ZM172 160V161H173ZM180 160V159H179ZM209 160V159H208ZM257 160V159H256ZM3 162H4V159L2 160ZM5 161H7V160H5ZM18 161H20V160H18ZM22 161V160H21ZM24 161H26V160H24ZM32 161V160H31ZM49 161V160H48ZM63 162H64V160H62ZM81 161V162H82ZM87 161H89V160H87ZM86 161V162H87ZM146 161V160H145ZM193 161V160H192ZM214 161V160H213ZM217 161V160H216ZM226 161V160H225ZM247 161V160H246ZM0 162H1V160H0ZM14 162V161H13ZM23 162V161H22ZM27 162V161H26ZM26 162H25V165H26ZM33 162H35V161H33ZM39 162H41V160L39 161ZM38 162V163H39ZM44 163H45V161H43ZM42 162V163H43ZM61 162V161H60ZM59 162V163H60ZM62 162V163H63ZM80 162V161H79ZM97 162V161H96ZM100 162V161H99ZM147 162V161H146ZM149 162V161H148ZM159 162V161H158ZM174 162V161H173ZM176 162V161H175ZM180 162V161H179ZM178 162V163H179ZM182 162H183V160H182ZM184 162H185V160H184ZM211 162V161H210ZM228 162H230V161H228ZM9 163V162H8ZM17 163V162H16ZM24 163V162H23ZM29 163V162H28ZM41 163V164H42ZM49 163V162H48ZM51 163V162H50ZM56 164L58 163V162H55ZM66 163V162H65ZM67 163H69L70 164V161L68 162L67 161ZM66 163V164H67ZM71 163H73V162H71ZM85 163V162H84ZM92 163V162H91ZM142 163V162H141ZM171 164H172V162H170ZM194 163V162H193ZM237 163V162H236ZM4 164V163H3ZM3 164H0V165H2L3 166ZM30 164H31V162H30ZM30 164H27V165H30ZM66 164H64V165H66ZM69 164H67V165H69ZM135 164V163H134ZM147 166H148V164L147 163H145ZM144 164V165H145ZM157 164V163H156ZM174 164H176V163H174ZM197 164H199V163H197ZM202 164V163H201ZM205 164V163H204ZM212 164H216V163H212ZM225 164V163H224ZM5 165V164H4ZM6 165H7V163H6ZM10 165H11V163H10ZM16 165V164H15ZM23 165V164H22ZM21 165V166H22ZM24 165V166H25ZM33 165V164H32ZM31 165V166H32ZM35 165H37V164H34V166ZM89 165V164H88ZM88 165L86 166V167H84V165H82L84 168H87L88 167ZM98 165V164H97ZM96 164H95V166H97ZM132 165V164H131ZM164 165V164H163ZM162 165V166H163ZM173 165V164H172ZM242 165V164H241ZM261 165V164H260ZM12 167H13V165H11ZM42 167H43V165H41ZM40 166V167H41ZM48 166V165H47ZM47 166L45 167V169H48L47 168ZM58 166H59V164H58ZM58 166H54V167H58ZM74 166H75V163H74ZM81 166V165H80ZM79 166V167H80ZM81 166V167H82ZM135 166V165H134ZM137 166H140V164H138ZM136 166V167H137ZM141 166L144 168V166L141 164ZM147 166H145V167H147ZM156 166H158V165H156ZM165 166V165H164ZM167 167L169 166V165H166ZM171 166V165H170ZM177 166V165H176ZM208 166V165H207ZM228 166V165H227ZM238 167H239V165H237ZM247 166V165H246ZM257 166H259L258 164H257ZM4 167H6V166H4ZM4 167H2V169L4 168ZM7 167H8V165H7ZM6 167V168H7ZM10 167V166H9ZM39 167V166H38ZM50 167V170H54V172H55V168L54 169H51L52 167H51V165L49 166ZM60 167H62V166H60ZM59 167V168H60ZM64 167H67V166H64ZM79 168V169H81V171L80 172H82V168ZM90 167V166H89ZM92 167V166H91ZM90 167V168H91ZM102 167V166H101ZM100 167V168H101ZM130 167V166H129ZM142 167H140L139 169H141V170H144V169H142ZM174 167V166H173ZM195 167V166H194ZM221 167H223V166H221ZM252 167V166H251ZM22 168V167H21ZM27 168H30V167H27ZM37 167H35V169H36ZM71 168V167H70ZM74 168V167H73ZM73 168H71L72 169V171H74V169ZM98 168V167H97ZM133 168V167H132ZM138 168V167H137ZM159 168H162L161 166L159 167ZM159 168H157V169H159ZM164 168V167H163ZM171 168V167H170ZM203 168H205V167H203ZM254 168V167H253ZM253 168H251V169H253ZM260 168V167H259ZM261 168H263V167H261ZM14 169H15V166H14ZM26 169V168H25ZM39 169H41V168H39ZM42 169H44V168H42ZM58 168H56V170H57ZM89 169V168H88ZM102 169V168H101ZM100 169V170H101ZM130 169V168H129ZM147 169V168H146ZM193 169V168H192ZM213 169V168H212ZM218 169V168H217ZM232 169H233V167H232ZM250 169V168H249ZM11 170V169H10ZM59 170V169H58ZM57 170V171H58ZM61 170V169H60ZM59 170V171H60ZM64 170V169H63ZM66 170H68V169H66ZM66 170H64V171H66ZM77 169H75V171H76ZM93 170L95 171L96 170V168L95 167H93ZM92 170V171H93ZM97 170H99V169H97ZM105 170V169H104ZM140 170V171H141ZM163 170V169H162ZM173 170V169H172ZM171 170V171H172ZM195 170V169H194ZM193 170V171H194ZM205 170H207V169H205ZM262 170V169H261ZM12 171V170H11ZM15 171V170H14ZM23 171H25L26 172V170H23ZM32 171V170H31ZM30 171V172H31ZM35 171H37V170H35ZM47 171V170H46ZM56 171V172H57ZM59 171L57 172V173H59ZM69 171V170H68ZM74 171V172H75ZM85 171V170H84ZM87 171V170H86ZM85 171V172H86ZM89 172L91 171V169H89L88 170ZM88 171H87V173H88ZM93 171V172H94ZM107 171V170H106ZM137 171H139V170H137ZM161 171V170H160ZM189 171V170H188ZM192 171V170H191ZM190 171V172H191ZM198 171V170H197ZM220 171H221V169H220ZM2 172H4V171H2ZM5 172H7V171H5ZM9 172V171H8ZM34 172V171H33ZM41 172H42V174H43V171L41 170ZM44 172H45V170H44ZM48 172V171H47ZM53 171H52V173H54ZM61 172V171H60ZM63 172V171H62ZM78 172V171H77ZM79 172V173H80ZM85 172H83V174L85 173ZM96 172V171H95ZM94 172V173H95ZM134 172V171H133ZM169 172V171H168ZM176 172V171H175ZM174 172V173H175ZM263 172H264V170H263ZM29 173V172H28ZM36 173H39V175L41 176L42 174H40V172H36ZM48 173H50V172H48ZM66 172H64L63 174H65ZM71 173V172H70ZM76 173V172H75ZM91 173V172H90ZM103 173V172H102ZM143 173H144V171H143ZM177 173V172H176ZM191 173H193V172H191ZM225 173V172H224ZM227 173V172H226ZM51 174V173H50ZM55 174V173H54ZM86 174V173H85ZM97 174V173H96ZM126 174V173H125ZM141 174H142V171H141ZM147 175H148V173H146ZM159 174H160V172H159ZM162 174V173H161ZM163 174H165V173H163ZM178 174H180V173H178ZM199 174V173H198ZM215 174V173H214ZM217 174V173H216ZM222 174V173H221ZM231 174V173H230ZM238 174V173H237ZM21 175V174H20ZM73 175H74V173H73ZM76 175H78V173L77 174H75V177H76ZM80 175V174H79ZM79 175H78V177H79ZM87 175V174H86ZM90 175V174H89ZM170 175V174H169ZM168 175V176H169ZM182 175H183V173H182ZM187 175H189V174H187ZM202 175V174H201ZM219 175V174H218ZM228 175V174H227ZM240 175V174H239ZM6 176H7V174H6ZM29 176V175H28ZM36 176H37V174H36ZM43 176V175H42ZM41 176V177H42ZM58 176V175H57ZM71 176V175H70ZM82 176V175H81ZM135 176H136V174H135ZM138 176H140V175H138ZM154 176V175H153ZM166 176V175H165ZM168 176H166L167 178H168ZM229 176V175H228ZM235 176H237L236 174H235ZM242 176V175H241ZM249 176V175H248ZM4 177V176H3ZM24 177V176H23ZM68 177H69V172H68ZM68 177H66V178H68ZM74 177V178H75ZM78 177H76L77 179H78ZM84 177V176H83ZM87 177V176H86ZM126 177V176H125ZM143 177V176H142ZM147 177V176H146ZM145 177V178H146ZM156 177V176H155ZM162 177V176H161ZM164 177V176H163ZM181 177H183V176H181ZM180 177V178H181ZM234 177V176H233ZM239 177V176H238ZM253 177V176H252ZM30 178V177H29ZM28 178V179H29ZM43 178V177H42ZM49 178V177H48ZM57 178V177H56ZM72 177H70V179H71ZM75 178V179H76ZM95 178V177H94ZM148 178V177H147ZM152 178H154V177H152ZM170 178V177H169ZM172 178H174V177H172ZM172 178H170V180L172 179ZM179 178V177H178ZM177 178V179H178ZM186 178V177H185ZM188 178H190V177H188ZM188 178H187V180H188ZM243 178H245V177H243ZM248 178V177H247ZM3 179V178H2ZM39 179H41V178H39ZM52 179V178H51ZM73 179V178H72ZM74 179V180H75ZM76 179V180H77ZM84 179V178H83ZM90 179V178H89ZM97 179V178H96ZM149 179H151V178H149ZM155 179V178H154ZM164 179V178H163ZM175 179H176V177H175ZM191 179H193V178H191ZM201 179V178H200ZM199 179V180H200ZM225 179V178H224ZM228 179V178H227ZM230 179V178H229ZM255 179V178H254ZM253 179V180H254ZM263 179V178H262ZM261 179V180H262ZM11 180V179H10ZM31 180H33V179H31ZM38 180V179H37ZM67 180V179H66ZM73 180V181H74ZM75 180V181H76ZM78 180H82V178H79ZM124 180V179H123ZM126 180V179H125ZM143 180V179H142ZM157 180V179H156ZM162 180V179H161ZM168 180V179H167ZM166 179L164 180L165 182L167 181ZM180 180V179H179ZM182 180V179H181ZM194 180V179H193ZM239 180V179H238ZM243 180V179H242ZM15 181V180H14ZM57 181V180H56ZM74 181V182H75ZM88 181V180H87ZM91 181V180H90ZM115 181V180H114ZM129 181V180H128ZM145 181H147V180H144L143 182L146 184V183H149V184H152V183H150V182H145ZM158 182H160L159 180H157ZM163 181V180H162ZM161 181V182H162ZM189 181H190V179H189ZM221 181H223L224 182V184H225V181L224 180H221ZM236 181H237V179H236ZM235 181V182H236ZM248 181H250V180H248ZM259 181V180H258ZM32 182V181H31ZM36 182V181H35ZM46 182H49V181H46ZM53 183H54V181H52ZM59 182V181H58ZM61 182V181H60ZM59 182V184H61ZM70 182V181H69ZM77 182H79V181H77ZM81 182V181H80ZM116 182V181H115ZM124 182V181H123ZM140 182H142V181H140ZM151 182H154V180L152 181L151 180ZM157 182V183H158ZM170 182H172V181H169V182H167L168 184H167V187H166V184L164 185L163 184V182L162 183H160V185L161 184H163L166 188H168V185H169V183ZM173 182H174V180H173ZM175 182H176V180H175ZM180 182V181H179ZM187 182V181H186ZM185 182V183H186ZM195 182V181H194ZM205 182V181H204ZM207 182V181H206ZM212 182V181H211ZM233 182V181H232ZM254 182H256V181H254ZM262 182V181H261ZM8 183V182H7ZM39 183V182H38ZM43 183V182H42ZM53 183H51V184H53ZM127 183V182H126ZM156 183V182H155ZM188 183V182H187ZM226 183H228V182H226ZM245 183V182H244ZM247 183V182H246ZM35 184V183H34ZM65 184V183H64ZM74 184V183H73ZM78 184V183H77ZM93 184V183H92ZM101 184H102V182H101ZM108 184V183H107ZM154 184V183H153ZM172 184V183H171ZM177 183H175V185H176ZM180 184H181V182H180ZM184 184V183H183ZM206 184V183H205ZM204 184V185H205ZM222 184V183H221ZM230 184V183H229ZM229 184H226V185H228L229 186ZM236 184V183H235ZM238 184V183H237ZM239 184H240V182H239ZM238 184V185H239ZM39 185V184H38ZM98 185V184H97ZM100 185V184H99ZM132 185H133V182H132ZM141 185V184H140ZM157 185V184H156ZM159 185V184H158ZM162 185V186H163ZM178 185H179V183H178ZM198 185H200L199 183H198ZM218 185V184H217ZM216 185V186H217ZM259 185V184H258ZM262 185H263V182H262ZM30 186H32V185H30ZM65 186V185H64ZM69 186V185H68ZM87 186V185H86ZM102 186V185H101ZM105 186V185H104ZM120 186V185H119ZM129 186V185H128ZM137 186V185H136ZM161 186V187H162ZM182 186V185H181ZM220 186V185H219ZM222 186L223 185H221L219 188H222ZM231 186V185H230ZM246 186V185H245ZM245 186H243V187H245ZM66 187V186H65ZM80 187V186H79ZM99 187V186H98ZM112 186H110V188H111ZM138 188H139V186H137ZM200 187V186H199ZM208 186H206V188H207ZM211 187V186H210ZM214 187V186H213ZM218 187V186H217ZM224 187V186H223ZM233 187H234V185H233ZM241 186L239 185V188H240ZM258 187H260V185L258 186ZM28 188V187H27ZM31 188V187H30ZM113 188V187H112ZM131 188H133V187H131ZM142 188V187H141ZM152 188V187H151ZM151 188H148L147 187V189H150L151 190ZM159 188V187H158ZM158 188H154L153 190L155 191V190H158ZM193 188V187H192ZM195 188H197L198 189V187H195ZM195 188H193L194 189V191L196 190ZM200 188H202V187H200ZM205 188V186L203 187V189ZM225 188H228V187H224V188H222V190L223 189H225ZM230 188V187H229ZM234 188H236V186L234 187ZM233 188V189H234ZM238 188V187H237ZM236 188V189H237ZM29 189V188H28ZM46 189H48V188H46ZM65 189V188H64ZM68 189V188H67ZM101 189V188H100ZM107 189V188H106ZM146 189V190H147ZM161 189V188H160ZM184 189H185V187H184ZM183 189V190H184ZM187 189V188H186ZM193 189H192V191H193ZM201 189L203 192V194H205L204 193V190H205V192H207L208 190L207 189ZM250 189V188H249ZM31 190V189H30ZM52 190V189H51ZM62 190H63V188H62ZM74 190V189H73ZM77 190H79V189H77ZM83 190V189H82ZM97 190V189H96ZM103 190H105V189H103ZM102 190V191H103ZM110 190V189H109ZM108 190V191H109ZM120 189H118L117 191L118 192H121V191H119ZM127 190V189H126ZM125 190V191H126ZM145 190V189H144ZM144 190H141L140 192H143ZM169 190H171V189H169ZM180 190H182V188L180 189ZM179 189H178V192L175 190V191H171L172 193L171 194H169L168 192V194L169 195H173V196H182V197H184V195H182V194H184L185 192H186V190H184V191H180ZM201 190H200V192H201ZM207 190V191H206ZM217 190V189H216ZM220 190V189H219ZM219 190H217V192L219 191ZM241 190H243V189H241ZM246 190H247V188H246ZM251 190V189H250ZM38 191V190H37ZM42 191V190H41ZM40 191V192H41ZM45 191V190H44ZM91 191V190H90ZM106 191V190H105ZM116 191V190H115ZM114 191V192H115ZM149 191V190H148ZM147 191V192H148ZM152 191V190H151ZM189 191V190H188ZM197 191V190H196ZM230 191V190H229ZM228 191V192H229ZM238 191V190H237ZM252 191V190H251ZM6 192V191H5ZM49 192H51L50 190H49ZM54 192H56L55 190H54ZM69 192V191H68ZM77 192V191H76ZM80 192V191H79ZM82 192V191H81ZM101 192V191H100ZM104 192V191H103ZM102 192V193H103ZM107 192V191H106ZM123 192V191H122ZM140 192H138L139 194L138 195H140V197H141V193ZM145 192V191H144ZM147 192H145V194L147 193ZM156 192V191H155ZM155 192H153V193H155ZM159 191H157L156 193H158ZM183 192V193H182ZM199 192V191H198ZM197 192V194H199ZM211 192H213V190L212 191H209L208 192V196L210 195L209 193H211ZM216 192V193H217ZM220 192V191H219ZM231 192V191H230ZM230 192H229V195H230ZM239 192V191H238ZM7 193V192H6ZM58 193H60V192H58ZM70 193V192H69ZM68 193V194H69ZM73 193V192H72ZM75 193V192H74ZM96 193V192H95ZM102 193H100V194H102ZM149 194L151 193V192H148ZM155 193V194H156ZM160 193H161V191H160ZM164 193H166V192H164ZM164 193H162V194H164ZM189 193V192H188ZM196 193V192H195ZM214 193V192H213ZM213 193H212V195H213ZM222 193V192H221ZM232 193H234V192H232ZM235 193H236V191H235ZM48 194V193H47ZM52 194V193H51ZM61 194V193H60ZM66 194V193H65ZM75 194H78V193H75ZM74 194V195H75ZM83 194V193H82ZM85 194V193H84ZM116 194H117V192H116ZM118 194H120V193H118ZM155 194H153V195H155ZM186 194V193H185ZM203 194H200V196L201 195H203ZM240 194H242V193H240ZM244 194V193H243ZM247 194V193H246ZM248 194H250V193H248ZM17 195V194H16ZM56 195V194H55ZM58 195V194H57ZM56 195V196H57ZM63 195V194H62ZM96 195H99V194H97L96 193ZM106 195H107V193H106ZM109 195H110V192H109ZM131 195H133V194H131ZM137 195V196H138ZM157 195V194H156ZM155 195V197H157ZM161 195V194H160ZM159 195V196H160ZM193 195V194H192ZM191 195V196H192ZM207 195H205V196H207ZM211 195V196H212ZM224 195H225V193H224ZM224 195H223V197H224ZM228 195V196H229ZM233 195V194H232ZM239 195V194H238ZM256 195H258V194H256ZM21 196V195H20ZM52 196V195H51ZM69 196V195H68ZM70 196H72V195H70ZM77 196H79V195H77ZM80 196H81V194H80ZM79 196V197H80ZM112 196V195H111ZM143 197H144V195H142ZM150 196V195H149ZM159 196H158V199H159ZM161 196H163V195H161ZM165 196H167V195H165ZM171 196H169V197H171ZM176 196V197H177ZM186 196V200H188V202H189V199H187V194L185 195ZM190 196V195H189ZM195 196H197V195H195ZM204 195L202 196V197H205ZM215 196V195H214ZM234 196H235V194H234ZM243 196V195H242ZM248 196V195H247ZM246 196V197H247ZM251 196V195H250ZM29 197V196H28ZM27 197V198H28ZM44 197V196H43ZM50 197V196H49ZM59 197H61V196H59ZM67 197V196H66ZM118 197L120 198V196L118 195ZM124 197H126V196H124ZM132 197V196H131ZM135 197V196H134ZM145 197H148V196H145ZM168 197V196H167ZM217 198H219L218 196H216ZM232 197V196H231ZM244 197V196H243ZM256 197V196H255ZM7 198V197H6ZM23 198V197H22ZM42 198V197H41ZM45 198H47V197H45ZM52 198V197H51ZM54 198V197H53ZM52 198V199H53ZM62 198V197H61ZM68 198V197H67ZM69 198H71V197H69ZM104 198V197H103ZM108 198V197H107ZM123 198V197H122ZM121 198V199H122ZM128 198V197H127ZM152 198H154V197H152ZM151 198V199H152ZM166 198V197H165ZM165 198H163L162 197V199H165ZM172 198H174V197H172ZM172 198H170V200H172ZM194 198V197H193ZM193 198H190V199H193ZM199 198V197H198ZM210 198V197H209ZM237 198V197H236ZM242 198V197H241ZM4 198H2L1 200H3ZM9 199V198H8ZM17 199V198H16ZM20 199V198H19ZM30 198H28V200H29ZM56 199H58V198H56ZM62 199H64V197L62 198ZM66 199V198H65ZM79 199V198H78ZM131 199V198H130ZM129 199V200H130ZM136 199H137V197H136ZM147 199V198H146ZM175 199V198H174ZM173 199V200H174ZM177 199V198H176ZM185 199V198H184ZM207 199V198H206ZM214 199H216L215 197H214ZM246 199V198H245ZM257 199V198H256ZM259 199V198H258ZM21 200V199H20ZM19 200V201H20ZM33 200V199H32ZM44 200V199H43ZM47 200V199H46ZM48 200H50V198L48 199ZM47 200V201H48ZM54 200V199H53ZM66 200H68V199H66ZM70 200V199H69ZM72 200V199H71ZM75 200H76V198H75ZM102 200V199H101ZM101 200H100V202H101ZM104 200V199H103ZM102 200V201H103ZM123 200V199H122ZM132 200V199H131ZM145 200V199H144ZM169 200V201H170ZM193 200H195V199H193ZM211 200H213V199H211ZM217 200V199H216ZM223 200V199H222ZM240 200V199H239ZM252 200V199H251ZM13 201V200H12ZM15 201H17V200H15ZM30 202H31V200H29ZM56 201V200H55ZM54 201V202H55ZM74 201V200H73ZM72 201V202H73ZM80 201V200H79ZM81 201H84V200H81ZM86 201V200H85ZM99 200H97V202H98ZM109 201V200H108ZM107 201V202H108ZM125 201V200H124ZM127 201V200H126ZM133 201H135V199H133ZM149 201V200H148ZM151 201V200H150ZM157 201H163V200H157ZM166 201V200H165ZM169 201H168V203H169ZM197 201V200H196ZM203 201V200H202ZM201 201V202H202ZM214 201V200H213ZM220 201V200H219ZM235 201V200H234ZM237 201V200H236ZM243 201V200H242ZM241 201V202H242ZM245 201V200H244ZM248 201H250V198H249V200ZM37 202V201H36ZM64 202V201H63ZM67 202V201H66ZM70 202V201H69ZM75 202H77V201H75ZM90 202V201H89ZM156 202V201H155ZM154 201H153V203H155ZM167 202V201H166ZM171 202V201H170ZM175 202V201H174ZM177 202V201H176ZM179 202V201H178ZM184 202H186V201H184ZM192 203L194 202V201H191ZM190 202V203H191ZM201 202H200V204H201ZM205 202V201H204ZM209 202V201H208ZM218 202V201H217ZM216 202V203H217ZM227 202V201H226ZM233 202V201H232ZM253 202V201H252ZM27 203V202H26ZM29 203V202H28ZM31 203H33V202H31ZM57 203V202H56ZM58 203H60V202H58ZM88 203V202H87ZM96 203V202H95ZM99 203V202H98ZM103 203V202H102ZM105 203V202H104ZM108 203H110V201L108 202ZM115 203V202H114ZM119 203V202H118ZM128 203V202H127ZM135 202H133V204H134ZM145 203V202H144ZM147 203V202H146ZM198 203H199V201H198ZM221 203V202H220ZM255 203V202H254ZM1 204H4V203H1ZM19 204V203H18ZM21 204V203H20ZM69 204V203H68ZM74 204H76V203H74ZM82 204V203H81ZM80 204V205H81ZM97 204V203H96ZM95 204V205H96ZM111 204H113V203H111ZM116 204V203H115ZM115 204H114V206H115ZM129 204H130V202H129ZM139 204H143V203H137V205H139ZM170 204V203H169ZM184 204H186V203H184ZM189 204V203H188ZM194 204H197V203H194ZM206 204V203H205ZM204 204V205H205ZM245 204V203H244ZM256 204V203H255ZM16 205V204H15ZM32 205H34V204H32ZM39 205V204H38ZM41 205H45V204H42V202H41ZM83 205V207H84V205H85V202H84V204H82ZM89 205V204H88ZM91 205V204H90ZM136 205V204H135ZM134 205V206H135ZM149 205V204H148ZM160 205H164V203L163 204H160ZM171 205V204H170ZM180 205V204H179ZM230 205V204H229ZM247 205V204H246ZM259 205H260V203H259ZM1 206V205H0ZM3 207H4V205H2ZM7 206V205H6ZM13 206V205H12ZM21 206V205H20ZM27 206H29V204H27ZM37 206V205H36ZM74 206V205H73ZM78 206V205H77ZM102 206V205H101ZM107 206V205H106ZM108 206H109V204H108ZM113 206V207H114ZM126 206V205H125ZM130 206H133V205H130ZM140 206V205H139ZM155 206V205H154ZM176 206H177V204H176ZM186 206V205H185ZM189 206V205H188ZM197 206H199L198 204H197ZM217 206V205H216ZM232 206V205H231ZM251 206V205H250ZM263 206V205H262ZM3 207L2 208H0V209H2L3 210ZM15 207V206H14ZM19 206H17V208H18ZM25 207V206H24ZM51 207V206H50ZM79 207V206H78ZM86 207V206H85ZM94 207V206H93ZM96 207H99V206H95L94 208H96ZM105 207V206H104ZM122 207V206H121ZM120 207V208H121ZM124 207V206H123ZM147 207H149V206H147ZM156 207V206H155ZM158 207V206H157ZM161 207V206H160ZM160 207H158V208H160ZM165 207V206H164ZM169 207V206H168ZM167 207V208H168ZM172 207V206H171ZM175 207V206H174ZM174 207H172L174 210H175V208ZM191 207V206H190ZM193 207V206H192ZM228 207V206H227ZM230 207V206H229ZM234 207V206H233ZM238 207V206H237ZM242 207V206H241ZM255 207H257V206H255ZM260 207H261V205H260ZM16 208V209H17ZM40 208V207H39ZM44 208V207H43ZM46 208V207H45ZM79 208H81V207H79ZM87 208V207H86ZM86 208H84L85 210H86ZM88 208H89V206H88ZM87 208V209H88ZM107 208V207H106ZM116 208V207H115ZM118 208V210H119V207H117ZM136 208V207H135ZM150 208V207H149ZM167 208H165V210L167 209ZM170 208V207H169ZM172 208H170V209H172ZM182 208H183V205H182ZM185 208V207H184ZM208 208V207H207ZM251 208H252V206H251ZM13 209V208H12ZM28 209H30V208H28ZM93 209V208H92ZM102 209H103V207L101 208V211H102ZM124 209V208H123ZM122 209V210H123ZM125 209H127V208H125ZM137 209V208H136ZM140 209V208H139ZM163 209V208H162ZM195 209H197V208H195ZM202 209V208H201ZM228 209V208H227ZM232 209V208H231ZM253 209V208H252ZM259 209V208H258ZM8 210V209H7ZM24 210V209H23ZM31 210V209H30ZM91 210V209H90ZM104 210V209H103ZM106 210V209H105ZM114 210V209H113ZM121 210V211H122ZM144 210V209H143ZM155 210H156V212H155ZM154 210V212L155 213H157L156 215L159 217V215H160V213H161V216H163L164 214H163V212H160L159 213V215H158V211H160L159 209H155ZM164 210V209H163ZM163 210H161V211H163ZM174 210H172L173 212H174ZM192 210H193V208H192ZM198 210V209H197ZM200 210V209H199ZM243 210V209H242ZM22 210H20L19 212H21ZM34 211V210H33ZM36 211V210H35ZM60 211V210H59ZM67 211V210H66ZM93 211V210H92ZM108 211V210H107ZM110 211V210H109ZM126 211H128V210H126ZM134 211V210H133ZM136 212L138 211H141V210H135ZM149 211V210H148ZM150 211L151 212H153V209L151 210L150 209ZM149 211V212H150ZM171 211V210H170ZM170 211H168L169 213H170ZM172 211H171V214H172ZM183 211V209L181 210V212ZM202 211H204V210H202ZM229 211H231V210H229ZM248 211V210H247ZM1 212V211H0ZM4 212V211H3ZM5 212H6V210H5ZM25 212V211H24ZM28 212V211H27ZM32 212V211H31ZM42 212V211H41ZM51 212V211H50ZM61 212V211H60ZM62 212H65V210L64 211H62ZM69 212V211H68ZM97 212H98V210H97ZM103 212V211H102ZM129 212V211H128ZM137 212V213H138ZM148 212V213H149ZM165 212V211H164ZM167 212V213H168ZM195 212V211H194ZM199 212V211H198ZM205 212V211H204ZM220 212V211H219ZM232 212V211H231ZM257 212V211H256ZM2 213V212H1ZM37 213V212H36ZM44 213V212H43ZM53 213H54V210H53ZM58 213V212H57ZM70 213V212H69ZM99 213H100V210H99ZM113 213V212H112ZM122 213V212H121ZM135 213V212H134ZM136 213V214H137ZM144 213H146V212H144ZM166 213V214H167ZM168 213V214H169ZM186 213H187V215H189L188 213L189 212H187L186 211ZM192 213V212H191ZM207 213V212H206ZM13 214V213H12ZM28 214V213H27ZM31 214L32 213H29L28 215L29 216H31ZM48 214V213H47ZM52 214V213H51ZM56 214V213H55ZM66 214V213H65ZM119 214V213H118ZM141 213H139V215H140ZM143 214V213H142ZM141 214V215H142ZM163 214V215H162ZM165 214V215H166ZM179 214H180V212H179ZM178 214V215H179ZM182 214H183V212H182ZM193 214V213H192ZM191 214V215H192ZM195 214H196V212H195ZM200 214H201V212H200ZM230 214V213H229ZM259 214H261V213H259ZM6 215H7V212H6ZM5 215V216H6ZM9 215V214H8ZM50 215V214H49ZM78 215V214H77ZM81 215V214H80ZM91 215V214H90ZM93 215V214H92ZM91 215V216H92ZM125 215V214H124ZM152 215H154V214H152ZM172 215H174V214H172ZM176 215H177V212H176ZM176 215H175V217H173V218H175L176 219ZM184 215V214H183ZM202 215V214H201ZM225 215H227V214H225ZM263 215V214H262ZM2 216V215H1ZM5 216H3V217H5ZM10 216H12V215H10ZM18 216H20V215H18ZM21 216H27V215H21ZM33 216V215H32ZM31 216V217H32ZM34 216H36L35 214H34ZM38 216H41V217H43L44 218V216L43 215H41V214H39ZM36 217V218H39L40 219V217ZM51 216V215H50ZM53 216V215H52ZM56 216H57V214H56ZM61 216V218H62V215H60ZM65 215H63V217H64ZM70 216V215H69ZM133 216V215H132ZM147 216H148V214H147ZM146 216V217H147ZM157 216H155V218H157ZM160 216V217H161ZM242 216V215H241ZM250 216V215H249ZM46 217V216H45ZM59 217V216H58ZM73 217V216H72ZM71 217V218H72ZM89 217V216H88ZM101 217V216H100ZM143 217H144V215H143ZM149 217V216H148ZM147 217V218H148ZM152 217V216H151ZM154 217V216H153ZM159 217V218H160ZM165 217H167V215L165 216ZM170 217V216H169ZM172 217V216H171ZM170 217V218H171ZM186 217V216H185ZM192 217V216H191ZM194 217V216H193ZM192 217V218H193ZM196 217V216H195ZM230 217V216H229ZM255 217V216H254ZM257 217V216H256ZM12 217H10V219H11ZM17 218V217H16ZM19 218V217H18ZM23 217H21V219H22ZM25 218V217H24ZM46 218H48V220H50L49 219V217H46ZM99 218V217H98ZM112 218V217H111ZM110 218V219H111ZM139 218V217H138ZM172 218V219H173ZM179 218V217H178ZM178 218H177V220H178ZM186 218H188V217H186ZM208 218V217H207ZM206 218V219H207ZM218 218V217H217ZM4 219V218H3ZM13 219V218H12ZM26 219H28V218H26ZM38 219V220H39ZM42 219V218H41ZM54 219V218H53ZM67 219H69V218H67ZM81 219V218H80ZM80 219H79V222H80ZM92 219V218H91ZM103 219V218H102ZM160 219H162V218H160ZM164 219V218H163ZM169 218L167 217V220H168ZM180 219V218H179ZM233 219V218H232ZM7 220V219H6ZM58 220V219H57ZM61 220V219H60ZM59 220V221H60ZM65 221H66V219H64ZM174 220V219H173ZM183 220V219H182ZM187 220V219H186ZM195 220V219H194ZM229 220V219H228ZM8 221H12V222H10L9 224H7V225H10V224H12V225H10V226H6L5 224H3V225H5L6 227H0V237L1 236H3V234H9V236H11L12 234H13V236H14V234H17L18 233V230L20 231V228L21 227H23V226H21V225H19V226H21V227H19V226H17L18 228V230L16 231V233H12L13 232V230L14 229H16L15 227L16 226H14L15 224V221H18V219L17 220H14V223H13V220H8ZM7 221V222H8ZM31 221V220H30ZM69 221V220H68ZM89 221V220H88ZM93 221V220H92ZM99 220H97V222H98ZM107 221V220H106ZM114 220H112L111 222H113ZM172 221V220H171ZM223 221V220H222ZM248 221V220H247ZM18 222H20V221H18ZM22 222H26V220L25 221H22ZM29 222V221H28ZM27 222V223H28ZM33 222V221H32ZM34 222H37L36 221V219H35V221ZM42 222H44V220L42 221ZM42 222H40V224L42 223ZM49 221H47V220H45V223L44 224H48V225H51V226H53L51 223L52 222H54V221H50L51 223L49 224L48 223ZM96 222V223H97ZM116 222V221H115ZM122 222V221H121ZM128 222V221H127ZM133 222V221H132ZM224 222V221H223ZM235 222V221H234ZM6 223V222H5ZM17 223V222H16ZM21 223V222H20ZM31 223V222H30ZM55 223V222H54ZM59 223H61L62 224V226L64 225L62 222H58V224H57V222L55 223L57 226L59 225ZM72 225H75V224H73V220H72ZM90 223V222H89ZM94 223V222H93ZM142 223V222H141ZM154 223V222H153ZM191 223V222H190ZM245 223V222H244ZM0 224H2V223H0ZM17 224H19V223H17ZM16 224V225H17ZM23 224H25L26 225V223H23ZM37 224V223H36ZM65 224H67V221H66V223ZM70 224V223H69ZM82 224V223H81ZM81 224H80V226L79 227H81ZM85 224V223H84ZM91 224V223H90ZM100 224H102V223H100ZM107 224H108V221H107ZM110 224V223H109ZM130 224V223H129ZM128 224V225H129ZM133 224V223H132ZM139 224V223H138ZM149 224V223H148ZM177 224V223H176ZM242 224V223H241ZM24 225V226H25ZM30 225V224H29ZM78 225V224H77ZM83 225V224H82ZM86 225V224H85ZM104 225V224H103ZM102 225V226H103ZM143 225V224H142ZM146 225V224H145ZM150 225V224H149ZM212 225V224H211ZM230 225V224H229ZM235 225V224H234ZM2 226V225H1ZM14 228H13V227ZM31 226V225H30ZM30 226H29V229H31L30 228ZM57 226H55L56 228H57ZM65 226V225H64ZM63 226V227H64ZM76 226V225H75ZM90 226V225H89ZM100 226V225H99ZM112 226V225H111ZM116 226V225H115ZM117 226H119V225H117ZM125 226H127V225H125ZM132 226V225H131ZM169 226V225H168ZM202 226V225H201ZM236 226H238V225H236ZM244 226V225H243ZM60 227H61V225H60ZM67 227V229L69 228V225H67L66 226ZM65 227V228H66ZM73 227V226H72ZM82 227H84V226H82ZM104 227V226H103ZM113 227H114V225H113ZM148 227H152V226H148ZM160 227V226H159ZM158 227V228H159ZM191 227V226H190ZM204 227V226H203ZM208 227V226H207ZM24 228H26L27 229V227L25 226ZM49 228V227H48ZM52 228V227H51ZM54 228V227H53ZM88 228V227H87ZM90 228V227H89ZM88 228V229H89ZM101 228V227H100ZM111 228V227H110ZM122 228V227H121ZM120 228V229H121ZM123 228H125L124 226H123ZM144 228H146V227H144ZM155 228V227H154ZM154 228H152V230L154 229ZM157 228V227H156ZM162 228V227H161ZM194 228V227H193ZM233 228H235V227H233ZM242 228V227H241ZM244 228V227H243ZM253 228H257V227H253ZM264 228V227H263ZM28 229V230H29ZM58 229V228H57ZM66 229V230H67ZM88 229H85V230H88ZM91 229V228H90ZM89 229V230H90ZM118 229V228H117ZM139 229V228H138ZM151 229V228H150ZM169 229V228H168ZM172 229V228H171ZM174 229V228H173ZM175 229H177V228H175ZM198 229V228H197ZM206 229V228H205ZM208 229H210L211 230V228L209 227ZM225 229V228H224ZM232 229V228H231ZM230 229V230H231ZM238 229V228H237ZM240 229V228H239ZM34 230H36V229H34ZM38 230V229H37ZM43 230H45V229H43ZM52 230H54L55 231V229H51V234H52ZM59 230H61V229H59ZM58 230V231H59ZM63 230H65V229H63ZM63 230H61V231H63ZM69 230V229H68ZM75 230H77V229H75ZM81 230V229H80ZM80 230H79V232H80ZM111 230V229H110ZM131 230H132V228H131ZM136 230V229H135ZM146 230H148V228L146 229ZM156 230V229H155ZM158 230V229H157ZM156 230V231H157ZM161 230V229H160ZM163 230V229H162ZM167 230V229H166ZM165 230V231H166ZM170 230V229H169ZM179 230H181V229H179ZM203 230V229H202ZM223 230V229H222ZM228 230V229H227ZM245 230H247V229H245ZM244 230V231H245ZM252 230V229H251ZM254 230V229H253ZM256 230V229H255ZM254 230V231H255ZM21 231H22V229H21ZM23 231H24V229H23ZM26 231V230H25ZM32 231H33V228H32ZM31 231V232H32ZM48 231H49V229H48ZM47 231V232H48ZM99 231V230H98ZM105 231V230H104ZM113 231V230H112ZM114 231H116V230H114ZM141 231H145V230H141ZM168 231V230H167ZM177 231V230H176ZM186 231V230H185ZM185 231H183V233L185 232ZM189 231V230H188ZM191 231V230H190ZM196 231V230H195ZM219 231H220V229H219ZM236 231V230H235ZM242 232H244L243 230H241ZM240 231V232H241ZM250 231V230H249ZM260 231V230H259ZM27 232V231H26ZM36 232V231H35ZM39 232V231H38ZM45 232V231H44ZM46 232V233H47ZM57 232V231H56ZM66 232V231H65ZM74 232V231H73ZM90 232H92V231H90ZM126 232V231H125ZM124 232V233H125ZM133 232H135L134 231V227H133ZM138 232V231H137ZM136 232V233H137ZM140 232V231H139ZM147 232V231H146ZM151 234H152V236H154V234L152 233V231L150 230L149 231ZM155 232V231H154ZM174 232V231H173ZM224 232V231H223ZM232 232V231H231ZM230 232V233H231ZM253 232V231H252ZM263 232V231H262ZM23 233V232H22ZM32 233H34V232H32ZM46 233H44V236H45V234ZM61 233V232H60ZM68 233V232H67ZM69 233H71V231L69 232ZM111 233V232H110ZM131 232H129V234H130ZM143 233V232H142ZM176 233V232H175ZM189 233V232H188ZM204 233H206V230L204 231ZM210 233V232H209ZM215 233V232H214ZM235 233V232H234ZM247 233L248 232H246V237H247ZM40 234H42V236H43V233H40ZM40 234H39V236H40ZM58 234V233H57ZM61 234H63V233H61ZM81 234V233H80ZM80 234H78V236H80ZM84 234V233H83ZM126 234H128V232L126 233ZM134 234V233H133ZM139 234V233H138ZM147 234H148V232H147ZM147 234H146V236H147ZM158 234V233H157ZM164 234V233H163ZM173 234V233H172ZM187 234V233H186ZM194 234H195V232H194ZM197 234V233H196ZM196 234H195V236H196ZM212 234V233H211ZM211 234H210V236H211ZM228 234H229V232H228ZM241 234H243V233H241ZM254 234V233H253ZM253 234H251V237L253 236ZM255 234H257V233H255ZM261 234V233H260ZM24 235V234H23ZM114 235V234H113ZM225 234H223V236H224ZM18 236H22V234H18ZM37 236H38V234H37ZM42 236H40V243L42 242V239H41V237ZM43 236V237H44ZM48 236H49V234H48ZM70 236H71V234H70ZM96 236H97V234H96ZM99 236H100V234L98 233V237H96V238H99ZM129 236V235H128ZM135 236H136V234H135ZM144 236H145V234H144ZM145 236V237H146ZM166 236H167V234H166ZM174 236H175V234H174ZM184 236H185V234H184ZM189 236H193V232H192V234H189ZM217 236H218V234H217ZM226 236H227V234H226ZM225 236V237H226ZM233 236H234V234H233ZM262 236H263V234H262ZM5 237V236H4ZM23 237H25V236H23ZM68 237V236H67ZM74 237V236H73ZM91 237V236H90ZM90 237H89V239H90ZM103 237V236H102ZM110 237V236H109ZM137 237V236H136ZM151 237V236H150ZM155 237H156V234H155ZM154 237V238H155ZM168 237V236H167ZM197 237V236H196ZM219 237V236H218ZM248 237H250V236H248ZM257 237V236H256ZM9 238V237H8ZM11 238V237H10ZM21 238V237H20ZM26 238H28V236L26 237ZM38 238V237H37ZM45 238V237H44ZM52 238V237H51ZM55 238H56V236H55ZM63 238H65L66 239V237H63ZM69 238V237H68ZM95 238V239H96ZM131 238V237H130ZM140 238H142V237H140ZM140 238H138L137 237V239H140ZM163 238V237H162ZM166 238V237H165ZM170 238H171V236H170ZM179 238H180V233H179ZM181 238H182V236H181ZM188 239L190 238V237H187ZM187 238H186V240H187ZM199 238V237H198ZM205 238V237H204ZM208 238V237H207ZM231 238V237H230ZM260 238V237H259ZM14 239H16L15 237H14ZM19 239V238H18ZM32 239H35V238H32ZM46 239H49V238H46ZM56 239H58V238H56ZM59 239H62V238H59ZM111 239V238H110ZM127 239V238H126ZM146 239V238H145ZM161 239V238H160ZM169 239V238H168ZM174 239V237L172 238V240ZM175 239H178V238H175ZM202 239H203V237H202ZM225 239V238H224ZM243 239H244V237H243ZM242 239V240H243ZM256 239V238H255ZM262 239V238H261ZM1 240V239H0ZM10 240H12V239H10ZM17 240V239H16ZM26 240V239H25ZM37 240V239H36ZM35 240V241H36ZM39 240V239H38ZM37 240V241H38ZM64 240V239H63ZM93 240H94V238H93ZM97 240V239H96ZM102 240V239H101ZM124 240V239H123ZM131 240V239H130ZM134 241L136 240V239H133ZM165 240V239H164ZM167 240V239H166ZM192 240H194V237H193V239ZM205 240V239H204ZM206 240H208V239H206ZM229 240V239H228ZM242 240L240 239V241L242 242ZM246 240V239H245ZM244 240V241H245ZM254 240V239H253ZM257 240V239H256ZM13 241V240H12ZM22 239H21V242L20 243H22ZM31 241H34V240H31ZM44 241V240H43ZM57 241V240H56ZM60 241V240H59ZM58 241V242H59ZM62 241V240H61ZM65 241V240H64ZM63 241V242H64ZM71 241V240H70ZM89 241V240H88ZM126 241V240H125ZM160 241H162V239L160 240ZM171 241V240H170ZM175 241V240H174ZM195 241V240H194ZM193 241V242H194ZM199 241H200V239H199ZM202 241V240H201ZM211 241V240H210ZM209 241V242H210ZM214 241V240H213ZM219 241H220V239H219ZM232 241V240H231ZM259 241H260V239H259ZM0 242H2V241H0ZM24 242V241H23ZM29 242V240L27 239V243ZM39 242V241H38ZM49 242H51V241H49ZM53 242H54V240H53ZM52 242V244H54ZM57 242V243H58ZM62 242V243H63ZM78 242V241H77ZM83 242V241H82ZM97 242V241H96ZM95 242V243H96ZM124 242V241H123ZM127 242V241H126ZM129 242H131V241H129ZM128 242V243H129ZM140 242V241H139ZM143 243H144V241H142ZM151 242V241H150ZM168 242V241H167ZM187 242V241H186ZM185 242V243H186ZM208 242V243H209ZM215 242V241H214ZM221 242H222V240H221ZM230 242V241H229ZM238 242V241H237ZM241 242H239V243H241ZM245 242H247V240L245 241ZM248 242H249V240H248ZM252 242V241H251ZM254 242H255V240H254ZM263 242V241H262ZM261 242V243H262ZM4 243V242H3ZM10 243H12V242H10ZM19 243V242H18ZM18 243H14L15 244V246H16V248H17V244ZM25 243V242H24ZM26 243V244H27ZM30 243H32V244H34V242H29V244ZM47 243V242H46ZM61 243V242H60ZM65 243V242H64ZM92 243V242H91ZM125 243V242H124ZM137 243V242H136ZM154 243H155V241H154ZM154 243H153V245H154ZM157 243V242H156ZM166 243V242H165ZM169 243H171V242H169ZM174 243V242H173ZM184 243V244H185ZM197 243V242H196ZM199 243V242H198ZM202 243V242H201ZM211 243V242H210ZM232 243V242H231ZM244 243V242H243ZM258 243V242H257ZM256 243V245H259V244H257ZM264 243V242H263ZM262 243V244H263ZM2 244V243H1ZM23 244V243H22ZM28 244V245H29ZM32 244H31V246H32ZM37 244V243H36ZM42 244H44V242L43 243H41L40 245H42ZM68 244V243H67ZM78 244H79V242H78ZM100 244H102V243H100ZM122 244V243H121ZM121 244H120V246H121ZM159 244H161V242L159 243ZM164 244V243H163ZM168 244V243H167ZM189 244V243H188ZM191 244H192V242H191ZM190 244V245H191ZM194 244H195V242H194ZM203 244V243H202ZM234 244V243H233ZM37 245H39V243L37 244ZM48 245V243L46 244V245H44L45 247ZM55 245V244H54ZM63 245V244H62ZM81 245H83V244H81ZM88 245H90V244H88ZM99 245V244H98ZM117 245V247H119L118 245L119 244H116ZM125 245V244H124ZM129 245H130V243H129ZM136 245V244H135ZM156 245V244H155ZM162 245V244H161ZM187 245V244H186ZM201 245V244H200ZM207 245V244H206ZM214 245V244H213ZM236 245V244H235ZM246 245H248V244H246ZM252 245V244H251ZM254 245V244H253ZM252 245V246H253ZM11 246V245H10ZM19 246V245H18ZM31 246H29V247H31ZM33 246H36V245H33ZM43 246V245H42ZM53 246V245H52ZM51 246V247H52ZM56 246V245H55ZM75 246V245H74ZM77 246V245H76ZM92 246H94V245H92ZM104 246V245H103ZM108 246V245H107ZM114 246V245H113ZM128 246V245H127ZM131 246V245H130ZM134 246V245H133ZM157 246V245H156ZM155 246V247H156ZM175 246V245H174ZM177 246V245H176ZM175 246V247H176ZM182 246H185V245H182ZM202 246V245H201ZM219 246H221V244L219 245ZM243 246V248H244V244L243 245H241V247ZM9 247V246H8ZM8 247H6V248H8ZM14 247V246H13ZM25 247H28L27 245L25 246ZM39 247V246H38ZM45 247H43V249L45 248ZM47 247H49V246H47ZM73 247V246H72ZM86 247V246H85ZM89 247V246H88ZM97 247H99V246H97ZM101 247H102V245H101ZM110 247V246H109ZM132 247V246H131ZM138 246H136V248H137ZM154 247V246H153ZM153 247H151V248H153ZM167 247V246H166ZM172 247V246H171ZM205 247H207V246H205ZM204 247V248H205ZM229 246H227V249L229 250V248H228ZM239 247V246H238ZM237 247V248H238ZM249 247V246H248ZM254 247V246H253ZM258 247L259 246H257V247H255V248H257V250H258ZM5 248V247H4ZM12 248V247H11ZM10 248V249H11ZM15 248V249H16ZM18 248H21L20 246L18 247ZM24 248V247H23ZM59 248V247H58ZM90 248V247H89ZM88 248V249H89ZM93 248V247H92ZM95 248V247H94ZM106 248V247H105ZM104 248V250H106ZM112 248V247H111ZM110 248V249H111ZM133 248V247H132ZM150 247H149V249L148 248H145L144 250H142V252L140 251L139 253H135V254H140V255H147V254H149L150 252H152L151 250H154V249H156V248H154V249H151ZM161 248V247H160ZM160 248H158V249H160ZM165 248V247H164ZM173 248V247H172ZM177 248V247H176ZM189 248V247H188ZM203 248V247H202ZM201 248V249H202ZM221 248V247H220ZM236 248V249H237ZM240 248V247H239ZM247 248V247H246ZM261 248H263V247H261ZM1 249V248H0ZM10 249L8 250V251H10ZM13 249V248H12ZM26 249V248H25ZM28 249L29 248H27V251H28ZM34 249V248H33ZM32 249V250H33ZM49 249V248H48ZM51 249V248H50ZM60 249H61V247H60ZM83 249H84V247H83ZM87 249V248H86ZM98 249V248H97ZM96 249V250H97ZM99 249H102V248H99ZM116 249H119L120 250V248H116ZM124 249V248H123ZM133 249H135V248H133ZM132 249V250H133ZM167 249H169L168 247H167ZM173 249H175V248H173ZM173 249L171 250V252L170 253H172V251H173ZM193 249V248H192ZM195 249V248H194ZM211 249H213L212 247H211ZM210 249V247H209V249H207L206 248V250L207 251H209V250H211ZM217 249H219V248H217ZM225 249H226V247H225ZM224 249V250H225ZM227 249H226V251H227ZM231 249V248H230ZM245 249V248H244ZM248 249V248H247ZM254 249V248H253ZM264 249V248H263ZM1 250H3V249H1ZM5 250H7V249H5ZM14 250V249H13ZM19 252H20V250L21 249H17ZM31 250V249H30ZM31 250V251H32ZM35 250H37L36 248H35ZM38 250H40V249H38ZM57 250H59V249H57ZM69 249H67V251H68ZM77 250V249H76ZM79 250V249H78ZM96 250H95V252H96ZM113 250H114V248H113ZM113 250H112V252H113ZM129 250V249H128ZM131 250V249H130ZM136 250V249H135ZM196 250V253L197 252H199L197 249H195ZM203 250V249H202ZM205 250V251H206ZM233 250V249H232ZM237 250H240V249H237ZM243 250V249H242ZM249 250V249H248ZM262 250V249H261ZM12 251V250H11ZM17 251V252H18ZM25 251V250H24ZM47 251V250H46ZM55 251V250H54ZM54 251H52V252H54ZM59 251H61V250H59ZM58 251V252H59ZM85 251V250H84ZM90 251V250H89ZM92 251V250H91ZM101 251V250H100ZM108 251H110V250H108ZM134 251V250H133ZM132 251V253H134ZM154 251H158L157 249L156 250H154ZM160 251H161V249H160ZM160 251H158V252H160ZM165 251V249L164 250H162V252H164ZM168 251V250H167ZM177 251H180V250H177ZM212 251V250H211ZM215 251V250H214ZM218 251V250H217ZM236 251V250H235ZM245 251H246V249H245ZM252 251V250H251ZM254 251H256V249L254 250ZM259 251V250H258ZM1 252V251H0ZM7 252V251H6ZM19 252L17 253V255H19ZM30 252V251H29ZM34 252H36V251H34ZM39 252V251H38ZM44 252V251H43ZM48 252V251H47ZM58 252H57V254H58ZM82 252V251H81ZM98 252V251H97ZM111 252V251H110ZM128 253H129V251H127ZM127 252H126V254H127ZM131 252V251H130ZM138 252V251H137ZM162 252H160L161 254H162ZM188 252H189V250H188ZM192 252H194V250L192 251ZM202 252V251H201ZM213 252V251H212ZM222 252V251H221ZM221 252H219V254H221ZM10 253V252H9ZM15 253V252H14ZM22 253V252H21ZM32 253V252H31ZM31 253H28V254H30L31 255ZM41 253V252H40ZM55 253V252H54ZM59 253H61V252H59ZM64 253H65V251H64ZM75 253H77L76 251H75ZM74 253V254H75ZM85 253V252H84ZM90 253H92V252H90ZM105 253H107L106 251H105ZM119 253V252H118ZM124 253H125V251H124ZM154 253V252H153ZM166 253V252H165ZM165 253H164V255H165ZM181 253V252H180ZM179 253V254H180ZM195 253V252H194ZM204 253V252H203ZM203 253H201V254H203ZM224 253H225V251H224ZM231 253V252H230ZM230 253H228L229 255H230ZM239 253V252H238ZM245 253V252H244ZM258 253V252H257ZM260 253V252H259ZM5 254V253H4ZM3 254V255H4ZM7 254V253H6ZM12 254V253H11ZM28 254H26L27 256H28ZM34 254H39V253H34ZM56 254V255H57ZM72 254H73V251H72ZM73 254V255H74ZM89 254V253H88ZM102 254H104V253H102ZM108 254V253H107ZM151 254V253H150ZM156 254V257H157V254L158 253H155ZM161 254H159V255H161ZM178 254V255H179ZM182 254V253H181ZM180 254V256L182 257L183 255H181ZM199 254V253H198ZM197 254V255H198ZM205 254H206V252H205ZM204 254V255H205ZM210 254V253H209ZM214 255H215V253H213ZM212 254V255H213ZM218 254V253H217ZM218 254V255H219ZM236 254H237V252H236ZM235 254V255H236ZM241 254V253H240ZM248 254L249 253H247V256H248ZM9 255V254H8ZM7 255V256H8ZM24 255V254H23ZM43 255H45V254H43ZM42 255V256H43ZM63 255V254H62ZM81 255H82V253H81ZM94 255V254H93ZM129 254H127V257L129 258V256H128ZM152 255V254H151ZM158 255V256H159ZM164 255H162V256H164ZM167 255V254H166ZM174 255H176V253L174 254ZM173 255V256H174ZM185 255H186V252H185ZM193 255V254H192ZM196 255V254H195ZM194 255V256H195ZM200 255V254H199ZM207 255V254H206ZM211 255V254H210ZM213 255V256H214ZM217 255V256H218ZM233 255V254H232ZM231 255V256H232ZM244 255H246V254H244ZM256 255V256H255ZM0 256H2V255H0ZM5 256V255H4ZM6 256V257H7ZM22 256V255H21ZM39 256V255H38ZM37 256V258H41V257H38ZM41 256V255H40ZM51 256H52V254H51ZM61 256V255H60ZM69 256V255H68ZM67 256V257H68ZM78 256V255H77ZM80 256V255H79ZM84 256V255H83ZM82 256V257H83ZM88 256V255H87ZM86 256V257H87ZM117 256V255H116ZM119 256V255H118ZM131 256V255H130ZM153 257H154V254L152 255ZM189 256V255H188ZM224 256H226V254H224ZM234 256V255H233ZM240 256V255H239ZM250 256V255H249ZM254 256H255V259L253 258V256H252V260L253 261H249V260H247V261H249V264H250V262H252V264H254V263H259V262H255V260L257 261V259L258 260H261V262L264 260V252H263V254H261L260 253V255H257V254H254ZM23 257V256H22ZM32 257H33V255H32ZM45 257V256H44ZM48 257V256H47ZM50 257V256H49ZM71 257V256H70ZM74 257V256H73ZM81 257V256H80ZM85 257V258H86ZM111 257V256H110ZM115 257V256H114ZM152 257V258H153ZM155 257V258H156ZM169 257V256H168ZM191 257V256H190ZM208 257H210V256H208ZM219 257H221V256H219ZM246 257V256H245ZM1 258V257H0ZM11 258V257H10ZM31 258V257H30ZM29 257H27V259H30ZM43 258V257H42ZM42 258H41V261H42ZM54 258V257H53ZM61 258V257H60ZM69 258V257H68ZM68 258H66V260L68 259ZM75 258V257H74ZM73 258V259H74ZM102 258V257H101ZM119 258H121V256L119 257ZM124 258V257H123ZM128 258H126V259H128ZM131 258V257H130ZM144 258V257H143ZM143 258H142V256H141V260H143ZM157 258H159V257H157ZM157 258H156V261L155 260H153V264H166V262H163V261H160V262H158L157 261ZM161 258H165V257H161ZM166 258H167V256H166ZM175 258V257H174ZM173 258V259H174ZM189 258V257H188ZM194 258V257H193ZM196 258V257H195ZM203 258V257H202ZM201 258V259H202ZM205 258H207V257H205ZM241 258H243V257H241ZM248 258V257H247ZM246 258V259H247ZM8 259V258H7ZM32 259V258H31ZM50 259H52V257L51 258H49V260ZM72 259V258H71ZM87 259V258H86ZM91 259V258H90ZM111 259H113V258H111ZM132 259V258H131ZM145 259V258H144ZM169 259V258H168ZM168 259H165V260H168ZM179 259V258H178ZM181 259V258H180ZM185 259V258H184ZM196 259H199V258H196ZM215 259H218V257L217 258H215ZM221 259V258H220ZM226 259V258H225ZM250 259V258H249ZM38 260V259H37ZM44 260H46V258H44ZM48 260V259H47ZM55 260H58V259H55ZM66 260H64V261H66ZM79 260V259H78ZM109 260V259H108ZM114 260V259H113ZM118 260V259H117ZM122 260V259H121ZM140 260V263L141 264H143L142 262L143 261H145V260H143V261H141ZM164 260V261H165ZM170 260H172L171 258H170ZM195 260V259H194ZM194 260H193V263H194ZM200 260V259H199ZM203 260V259H202ZM202 260H200V261H202ZM209 260V259H208ZM208 260H207V262H208ZM211 260H212V256H211ZM219 260V259H218ZM218 260L216 261V262H218ZM227 260V259H226ZM229 260V259H228ZM232 260V259H231ZM235 260V259H234ZM1 261H2V258H1ZM0 261V262H1ZM13 261H15V260H13ZM27 261V260H26ZM30 261H32V260H30ZM63 261V260H62ZM63 261V262H64ZM71 261V260H70ZM95 261H96V259H95ZM104 261V260H103ZM128 261H130V260H128ZM133 261V260H132ZM179 261V260H178ZM177 261V262H178ZM181 261H183V260H181ZM187 261V260H186ZM189 261V260H188ZM205 261V260H204ZM203 261V262H204ZM215 261V260H214ZM221 261H222V259H221ZM236 261V260H235ZM235 261H233V263L235 262ZM240 261H242V260H240ZM240 261L238 262V261H236L235 262V264H242L243 263V261L240 263ZM246 260H245V262H247ZM10 262V264H11V261H9ZM17 262H18V260H17ZM16 262V263H17ZM24 262V261H23ZM52 262H53V260H52ZM91 262V261H90ZM98 262V261H97ZM107 262V261H106ZM109 262V261H108ZM107 262V263H108ZM112 262V261H111ZM114 262H115V260H114ZM146 262V261H145ZM144 262V263H145ZM171 262V261H170ZM170 262H169V264H170ZM185 262V261H184ZM196 262H198V261H196ZM207 262H206V264H207ZM212 262H213V260H212ZM220 262V261H219ZM218 262V263H219ZM224 263L226 262V261H223ZM264 262V261H263ZM8 263V262H7ZM22 263V262H21ZM27 263V262H26ZM40 263V262H39ZM38 263V264H39ZM51 263V262H50ZM54 263V262H53ZM52 263V264H53ZM93 263V262H92ZM116 263V262H115ZM120 263V262H119ZM134 263V262H133ZM179 264H180V261L178 262ZM177 263V264H178ZM192 263V264H193ZM205 263V262H204ZM209 263V262H208ZM232 263V262H231ZM232 263V264H233ZM4 264H6V263H4ZM15 264V263H14ZM43 264V263H42ZM65 264V263H64ZM85 264V263H84ZM121 264V263H120ZM123 264V263H122ZM135 264V263H134ZM147 264H149V263H147ZM151 264V263H150ZM173 264V263H172ZM176 264V263H175ZM181 264H182V262H181ZM184 264V263H183ZM203 264V263H202ZM214 264H215V262H214ZM217 264V263H216ZM219 264H221V263H219ZM227 264V263H226ZM244 264V263H243ZM264 264V263H263Z\"/></svg>",
    "mask_w": 264,
    "mask_h": 264
}]
</instances>
